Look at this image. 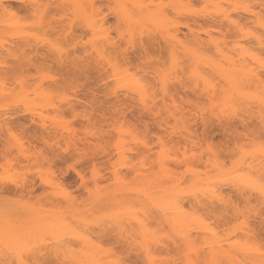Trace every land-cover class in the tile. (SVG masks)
Here are the masks:
<instances>
[{
	"label": "rangeland",
	"instance_id": "1",
	"mask_svg": "<svg viewBox=\"0 0 264 264\" xmlns=\"http://www.w3.org/2000/svg\"><path fill=\"white\" fill-rule=\"evenodd\" d=\"M112 1L113 0H111V1L110 0H96V1L93 0V2L97 5L98 8L100 7L101 4H103L105 6H107V5L116 6L117 5L116 1H115V3H114V1L113 2ZM145 1L146 0H144V1L140 0V2H139V0H137V2H139V3L142 2L141 4L145 5V7H148V9H149V7H151V8L154 7L155 4L152 7L151 6L152 3L150 4V2H149L150 0L149 1L147 0L149 5H147L148 3ZM231 1L233 2V0H231ZM231 1L228 3L227 0H225V1H223V0H206V1L205 0H154L153 3L156 2V6H155L156 8L158 5H161L163 7L162 9L160 8L161 11H159L160 10L159 9L160 6H159L157 13H155L154 10L153 11L149 10V14L151 13V15L148 14L145 16L144 14L143 15L141 14V17L142 16L149 17V16L155 15L153 17V19H155L157 17L158 20L160 21L159 16H161V15H158V16H156V15L159 14V12H162L164 9V11H165L164 14H167V16L163 17V18H165V20H166V18H168V16H169L168 19L176 22V26H178L179 29H178V27L173 26L174 24H171V26H169V24L165 22V24L167 25L166 26L163 23H161L162 26L164 25L168 29L164 28L165 30H163L162 29L163 27L159 28V26H161V25H159L158 29H160V30L158 31V34H160L159 36H162V37H159V36H157V32H155V29L157 28L156 25H155V29L152 28V26H149V25L147 26V27H151L152 30H154L152 32L156 33V35L153 33L156 37H154V35H152L153 40H155L154 42H152L153 44H151V42L149 41L151 44V48L149 51L153 57V66L151 68H144L143 70L140 67V64H141L140 58L141 57L137 54L138 51L140 50V47H141V46H139L141 44V41L139 42V45H138L139 47H137V48H139V50L137 48H136L137 49L136 50L134 48V46L136 47L137 34L139 36V32L141 31V30L140 31H138V30L140 27L141 28L143 27V25H141V24H145L148 20H145L146 21L145 22L144 20H142V18H139L141 26H139V28L137 29L134 26L139 25V23H138L139 21H137L136 23H132L131 20L127 19L129 21L128 23L131 22L132 24H135L133 26L135 29L131 28V25H132L131 23H130L131 25L129 24L130 25L129 27L134 31L135 30L138 31L137 34L135 33L136 31L135 32L133 31V33L136 34V35L135 34L133 35L134 36L133 38L124 34V36H125L124 38L130 37L129 40L130 39L133 40L136 37L135 42L129 41V40H127V41H129V42H127V41H125V39L123 37H122L123 39L120 38V35L123 34L124 32H126L127 29L129 28L125 25L126 24L125 22H127V21H122L123 26H122L121 31L119 33H116L114 31V25L117 22V13L116 12L118 9H120V7L108 8L107 11L110 13V15L106 17V23H105L106 32H103V33H106L108 36L111 35L112 36L111 42H114L115 45L121 44V43H123V45L126 43L131 44V48H130L131 51L129 50V54H128L130 59L127 58L126 59L127 61L124 62L123 56L115 57V55H113V58L115 57L116 59L117 58L118 59L116 60V59L112 58L113 59L112 63L115 64V66L118 63L119 65L118 64L117 65L120 67L121 66L123 67V65H124L125 69H129L130 70L129 72H131L133 74L132 76L138 75V77H139L138 79L141 78V80H139V81L143 82V83H141L142 86H144L143 84L146 83L147 86L150 88L149 91L147 92L148 95L146 93L147 98L150 95V97L148 98L149 99L148 103L152 102V104H153L152 106L156 110H157V108L155 106L158 107L157 103H159L158 112H156L154 110L155 111L154 114H151L153 111L151 109V107H152L151 105H148V107H150L149 109L152 110V111H150V113L148 110L147 111L146 110L145 111L140 110L141 106H139L140 102L138 100V97L134 95L135 96V98H134L133 95H130L132 93L129 94V91L126 88V85L129 84V82H128L125 84L127 94H125L126 91L122 88L123 90H121V92H120L119 99H118V101H116V103H118L120 105V107H122V108L125 107V105H126L127 106V112L126 113L121 112L117 115L114 111H112L109 108L108 98L105 96V92L111 91V89L108 88L107 85H111L112 88L116 89L117 84L114 85L116 83V81H115V79L112 78L113 74H114L115 78H117L116 76L119 75L118 76L119 80L118 79L117 80L120 81V80H124V79H120V78L122 76L127 75L126 72H128V71L124 70V71H126L125 72L126 74L121 75V74H123L122 72L124 69V68L122 69V67L120 68V69H122L121 74L119 73V71H120L119 68H118L119 69V71H118L116 69L110 70V66H109V69L104 68L105 65H104V67L103 66L99 67V61L98 62H97V60L95 61V59L99 58V56H98L99 54L95 55V52L94 53L92 52L93 48L91 46H88L86 48L87 50L85 49V47H83V41L88 39V35H87L88 29L86 27H84L79 22V20H77L78 22L76 21L77 18H75V15H73V13H76V12L72 9V7L73 8L75 7L72 5V0H0L1 5L6 6V11L4 14L1 15V20H0V154L4 158L6 157L9 160V166H5L6 169H13L16 172H19L21 170H26L27 174L30 177L26 182L27 183L26 185L28 186L27 188H25V186H23V184H24L23 181H21V186L19 188L17 186H14V184H11V183H7V184H5V186H1V187L5 188L4 191L6 192V193H2L3 191L0 192V228L2 229V230L1 229L0 230L2 231V234L4 231H7V230H8L7 233H9V234H11V231L14 233V231H13L14 229L16 231V228H14V229L12 228L13 230L11 228H9V227H11L10 224L8 227L6 224H5V226H3L4 221L7 222V220L9 222H11L12 225L15 224V227H16V225L22 226V225H26V224L27 225L31 224L33 221H34V224L32 223L33 225L32 224L31 225L34 227V225L37 224V227H38L39 225H41L40 224L41 220L39 221L40 218H45L47 221H51V223H52V221L54 223H56L57 221L59 222L60 220L62 221V219H64L65 222H61V223L65 224V225L67 224V226H70L72 228V236H71L72 240L69 241L68 238L70 236H68V235L64 236L63 235L64 233H61L60 236L63 235V237H61V239L58 238L56 246H57V248H59V251H61V252H63L64 249L68 253L70 252L69 256L72 259H70L69 256L66 257V255H65V258H69L70 260H72V262L69 261L72 264H81L82 261H83L82 263L87 264V262H88V264H91L95 260H96V262H99L100 264H147V263L149 264V259H148L149 258L148 257L149 252L144 250L143 246L145 245L144 242H148L150 239H148V241H146L145 239H147V238L144 239L145 235L142 234L144 237L142 236L143 238L142 237L140 238L141 233H140V235L138 233V235H139V237H138L134 233V231H131V233L128 231L127 233H130L129 235L126 233L129 236L128 237L125 234V231L119 230L122 233L124 232L123 236L125 234L128 237L127 238L125 236L123 238V236L122 237L119 236L120 232H118V230L111 225V223H110L111 221L108 222V220L106 221V219L105 220L103 219L106 212H108L110 210V209L108 210V208H106L104 206L105 205L104 203L106 201L109 203L108 200H110V202H113V201H111V199L112 200L115 199L114 197L111 198V196H109L108 193L111 194L113 189L115 191V187H118V189H119V187H121V184H120V186H118L119 184L116 183L117 179L120 177V180L123 181V182H121V181L120 182L124 183L126 185V187H124L125 185L124 186L122 185L124 188L121 192H123V191L125 192L124 189H127L128 186H131V188L128 187V191L129 190L134 191V194H135V191L140 188L137 186V185H140V183H138L139 181H137L138 179L139 180L142 179L140 182H142V184L146 185L145 181L147 178L151 179V177L153 178L156 176H161L159 173L161 171H164L162 169L165 167H163V165H161L162 169L160 172H158L159 168H160V166L158 168V165H159L158 160L160 159V157H159L160 141L163 140L164 147L167 150L171 151V158L173 159V161H171V160L169 161V159H167L168 161L165 160V162H171L170 163L171 168H169V166H166V168H168V170L169 169L172 170V172L175 174V179L176 178L180 179L179 182L182 183V185H183L182 187H180V191L185 190V189L189 188V185L187 187L186 185L188 183H186L185 185L183 183L186 182V178H187V182H189V184H190L192 182L191 181L192 178H194V176H192L194 174L193 172L196 173V171H192V172L190 171V174L193 173L191 175L192 178H190L189 174H187L188 176L186 174H183L184 171L186 172V170H187L186 169V167H188L187 164L190 163L189 162L190 160H187L189 163L186 161L187 162L186 165H185L186 162L184 164H182L184 153L187 154V157L186 156H184V157H186L188 159H190V158L194 159L193 155H196V157H198V159L197 160L194 159L195 161H192V162H197V161L200 162L199 159L201 157L203 159V156H205V157L210 156V158L212 157V155H208L209 154L208 148L211 147L212 151L210 153L212 154L213 152H215L217 154V156H215V157H214V155H216V154L213 155V158H214L213 160H215L216 157L218 158V160L221 159L223 161V163H222L223 165L221 164V162H222L221 160H220L221 161L220 164L222 166H225V163H226V165H227L224 167L223 171L226 170V168L228 167L229 170L231 169L229 172H232L233 171V165H232V168H230L232 161H234L236 159L240 160L236 156L237 152H239L238 151L239 148L237 149V147H240V145H241V147H243L244 150H246V148L252 143V141L258 142L257 139H258V136H260V135L257 136V134L255 136L254 130L259 131L261 129H258V128L262 127V126L259 122H257V124L259 123L258 124L259 127H256L258 125L255 126V123L253 125L252 119H254V118H251L252 123H250V124H252V125H249V127L244 128L243 126H241V124L238 125L239 121L237 118H236L237 119L236 120L235 117L233 119L236 120L237 126H235L234 124H231V122L233 123L235 121L231 120L232 118L231 119L229 118L230 114L227 117H224V118L222 117V122H223L222 124H224V125L231 124V125H233V127H235V128L232 127V129H230V126L226 125V127H222L224 125L221 126V123L218 124L219 123L218 121H221V117L216 116L218 119H220V120H217V118H215L218 123L216 122V120L214 118L213 119L211 118L212 119L211 120L209 118L210 115L208 116L206 114H207L208 110H211L209 107H210L212 100H211V102H209L210 99L209 100H208V98L203 99L202 96L201 97H200V95L198 96L197 93L194 94L195 91H193L194 92L193 93L192 90H189L191 88H193V90L197 89L195 87L194 83H192V81H191L192 78H190L191 80L189 79L191 81V83L188 81L190 83V86L188 87L189 89L188 88L185 89V86H186L185 83L187 82V81L185 82V80H186V78L190 77L186 74H188V72L192 71V69L190 67L195 69V67H193V66H190L188 68V66L191 64V62L187 66L184 65V62H182V59H184V57L187 55V52L189 49L187 51H186V49L183 51V53H186V54H183V53L180 54L181 57H183V55H185V56L183 58H181V62H177L178 60H180V57H179L180 55L178 53L182 52V50H181L182 46L185 45L184 47L186 48V45H187L184 42H183L184 43L183 45L181 43L179 44L178 39L180 37L186 38V36L188 38L193 37V36L190 37L191 31H193V32H191V35H193L195 33L194 35H199L198 37H200V38L196 37L195 39L191 38L194 40H200L202 37L204 42H205V39L208 40L209 35L211 36L212 41H215L216 38L217 39L223 38V43H221L222 40L216 39L217 41H220V42H218V44L221 43V46H220L221 48L223 47L222 44H224V42H225L224 39L225 40L228 39V41H229V39L231 40V39L237 37L238 41L241 40V42H240L241 45L245 44L243 46H241V45H239V46L248 49V52L250 50L249 48L253 45L252 48L253 49L255 48V50H256L255 53H257V54H255V56L253 55L254 54L253 52L255 51V50L253 51V49H251L252 53H253V54L252 53L251 54L255 58H257L256 55L258 56V54L261 52V50L262 49L264 50V43L260 39L261 37H262V39L264 38V36H263L264 35V31H263L264 25L263 24L261 25L262 26L261 28L263 29V30L261 29L263 32V33L262 32L261 33L263 35L259 33L260 35L258 34L259 35L258 36V35H256L257 34L256 33L255 35L253 34L254 38H252V37L248 38L249 33H247L248 35H244V36H243V34L241 35V33H239L240 28H238L236 25L239 24L240 20L246 22L245 17H247V16H245L243 18L242 15L245 14L243 11L248 10V8H250V7H252V11L254 9L253 12H256V10H257V12L259 11L258 12L259 16L261 13L264 14V8H263L264 4L261 5V2H260L261 0H259V1L258 0H252V1L245 0V2H244V0L243 1L239 0L241 2L237 1L238 3L244 2V3H247L246 4L247 6L249 4L252 5V6H249L247 9L246 8L244 9L240 5H238L241 8L239 10V9L232 7V6H235L234 4H236V2H235L236 0H234V2H235V3L233 2L234 4H232ZM263 1L264 0H262V2ZM80 2H82V0ZM181 2H182V5H180ZM216 2H221L223 5L225 2H227L228 3L227 6H229V4H230L232 9H235L238 11H241L242 9H244L243 11H241V13H238L237 11H235V13H234L233 12L234 10L232 12H227L228 15L230 13V15H229L230 17L232 15L231 18L234 17L235 19L234 18L233 19L238 22V23H235L236 25L233 24V26H230V23H229V25H227L228 24L227 21L224 20L225 25L224 24L223 25L225 27L223 25L219 26L220 25V23L218 22V21H220L219 19H217V20L215 19L216 21L214 22L213 18L215 16L217 17L218 15L219 16L217 18L221 17V20H222V16H220L222 11L221 12L219 11V8H217V7H219V5L217 6ZM83 3H81V5ZM85 3L84 4L87 7L85 5H83L82 8H84V6H85V8H88L91 12L92 10L90 7L92 5H89V7H88V4H90V3L94 4V3H92V1H90V3H88V2H86V0H85ZM210 3L212 5H210ZM129 4H128V6H129ZM226 4H225V6H226ZM178 5H180L179 9H184V11H185V8H190L192 11L190 12V11H188V9H187V11H188V13L190 12L191 14L189 13V14L185 15V13L182 12L183 10H180L181 11L180 14L181 13L182 14L177 15L176 12L178 13V11L176 10V8L178 9ZM190 5L193 7H189ZM241 5L243 6V4H241ZM246 5L244 7H247ZM10 6H12L11 7L12 9L9 8L10 9V11H9L8 7H10ZM23 6L26 7L24 10H18L19 7H23ZM164 6H173V7H164ZM220 6H221V4H220ZM238 6H235V7L238 8ZM253 6H255V7H253ZM183 7H185V8H183ZM214 7L217 10H215ZM224 7H221V9ZM130 8H131V5H130ZM227 8H229V9H227ZM231 8L226 7V9L230 10V11H231ZM212 10L213 11L215 10L217 12L219 11L220 14H217V15L213 16V18H211L210 14H212L211 13ZM84 11H85V9H84ZM84 11H81V12H84ZM223 11H226V10H223ZM249 11H251V10H249ZM81 12H80V14H81ZM118 12H119V10H118ZM206 12H208V13L206 14ZM236 13H237V16H238V14L240 16V14L244 13L241 15L243 19L240 17H237V19H236V17H235ZM205 14L206 15L209 14L208 16L213 21L210 18H208V16L203 17V15L205 16ZM194 15L196 17H194ZM252 15L255 17V14L252 13L249 18H251ZM259 16H257L256 19H254V17H253V19L257 21L256 23H258V27H260V24H259L258 19H257V18H259ZM69 18H71V19H69ZM120 18H121L120 20H123L122 17H120ZM134 18H138V16H136ZM134 18H133V20H135ZM163 18H162V21L164 20ZM149 19H150V17H149ZM223 19H224V17H223ZM253 19L252 20L248 19V21L251 20V23H252V24L250 23L251 26L253 25V27H255L256 23H254ZM260 20H264V18H262ZM73 21H75V23H73ZM142 21H144V22H142ZM152 21H154V20H152V18H151V22ZM171 21H168V22L170 23ZM222 21H220V22L223 23ZM236 21H234V22H236ZM148 22H150V20ZM216 22H218L219 24L218 23L216 24ZM262 23H264V22H262ZM242 24L243 25L239 24V27L241 26V28H242V26H244L243 27L244 29L247 28L248 30L246 32H250V36H251L252 33H251V28H249V26H250L249 22L246 23L245 25H244V23H242ZM247 24H249V25H247ZM226 25L229 26L230 29L226 28L227 27ZM234 26H236V29ZM147 27L145 26L144 29H146ZM231 27H233V29H235V30H238L237 34H239V36H237L236 33H235V35L232 34L233 32H236V31L235 30L232 31L233 29L231 30ZM253 27H252V29H253ZM258 27L256 28L255 32L258 31L257 30V29H259ZM69 28L71 29V31L70 32L66 31V29H69ZM130 28L128 29L129 34L132 32V30H130ZM169 28H172L173 30L178 29V30L182 31V33L179 31H178V33L176 31H174V33L176 32L175 34H177V36L180 35L179 38L175 42H176V44H178L181 47L180 49H178V50H181L180 52L178 50L174 51V52L178 51V53H176L177 55L172 50V52L174 53L173 56L179 57L178 60L175 59L174 63H178V64H176V66L173 63H171V62H173L172 59L175 57L172 56V54H171L172 52L170 53L171 50H168V47L166 45V44H170V43L165 44V42H163V41H166L163 38V36L166 33L170 32L168 30H171ZM189 28H191L192 30ZM107 29H113V31H107ZM144 29L142 28V30H144ZM173 30H172V32H170L171 33L170 35H174V34H172ZM188 30H190V32H188ZM229 30H231L232 33L228 32ZM146 31H147V29H146ZM146 31L144 30L142 32H146ZM150 31H151V29H150ZM253 31H254V29H253ZM241 32H243V31H241ZM103 33H102V36L107 37V35L104 36ZM133 33H131L130 35L132 36ZM183 33L184 34L186 33V35L184 36ZM244 34H246V33H244ZM144 35H145V33H144ZM149 36L151 39L152 36L149 35L148 33L146 34L145 37L149 38ZM60 37H65L66 39H71L74 43L76 41H80L81 47H79V49H76V48L72 49L74 56L70 57V56H68L67 52H65L64 53L65 59H63V60L60 59V53L55 51L50 44L51 41H55ZM139 37L141 40V32H140ZM157 37L163 38L164 40L161 39V41H160V39H158ZM239 37H240V40H239ZM255 37L257 38V41H254V43H252L253 40H256ZM99 38H97L98 41H99ZM142 38H143V36H142ZM156 38L159 41L158 45H157V43H155V42H158L156 40ZM188 38L185 40H188ZM237 38H235V40ZM104 39H106V38H104ZM249 39H253V40L249 41ZM101 40L104 41L102 38H101ZM123 40L126 43H124ZM142 40H144L145 43L148 42V40L146 38H143ZM203 40H201V41L203 42ZM233 40L229 41V45H228V41H226L227 43L225 42L226 46H224V47H227V49H228V46H231L230 43L234 44L233 42H235V40L234 41ZM100 41H99V44H97V47L101 44ZM104 42H108V40L104 41ZM104 42L102 43V46L106 45V43L104 44ZM175 42H171L172 47H174ZM186 42L189 43L187 47H189V48L191 47L193 49L192 51L196 50V51L200 52L201 51L200 49H202L201 46H204V45L199 46L198 47L199 50H197L198 49V48L196 49L197 45L194 46L195 44L194 45L192 44L193 47H195V49H194L192 47V45L190 46L189 41H186ZM209 42L206 41V43L210 44ZM248 42H250L251 46L247 45ZM255 42L257 43L258 47L261 48V50H258V49H256V47H254ZM96 43H98V42H96ZM109 43H110V41H109ZM132 43H133V45H132ZM134 43H135V45H134ZM212 43L209 46L206 45L207 48L208 47L214 48L212 50L210 49L211 51L204 49L205 47H203V49L201 51V56L203 55V57L201 58V61H199L200 63H202V61H204L203 59L206 60V58L211 54V53L210 54H207V53L202 54V52H205L203 50H207L209 52H214L215 46L214 45L212 46ZM235 43L239 44V42H237V41ZM150 44L148 46V49L150 47ZM112 45L114 47L113 43L111 44V47H112ZM129 45L126 44V47H128ZM152 45H155V47H153ZM178 45H176V47H178ZM143 46L146 47L145 45H143ZM239 46H237V47L240 50ZM97 47H96V49L99 50V48H97ZM111 47L107 46L105 50L107 51L109 48H110L109 50L115 49V48L112 49ZM233 47L231 48L232 52L234 49L238 50L237 47H235V48H233ZM89 48L91 51H89ZM134 49L136 50V54L134 52L135 51ZM141 49H142V47H141ZM222 49H226V48H222ZM231 49L229 47L230 51L224 50V52H230L232 55ZM216 50H218V49L216 48ZM219 50H221V49H219ZM237 50H234V52ZM239 50H238V52L240 53ZM140 51H139V54H140ZM189 51H191V50H189ZM243 51L245 52V50H243ZM258 51H260V52H258ZM215 52H218V51H215ZM241 53H242V51H241ZM204 54H207V56H205V58H204ZM224 54L230 55L229 53H224ZM251 54L249 53V56ZM263 54L264 53L261 54L260 58L263 57V59H264ZM212 55H210V56H212ZM216 55H217V53H216ZM244 55L247 57L246 53ZM85 56L86 57L88 56L90 58L92 57L93 60L88 59L89 62L93 61V62L97 63L98 67L95 63H90L89 65L85 64V62L87 61L86 60L87 58H85ZM171 56L173 57L172 59H170ZM210 56L208 58H211ZM233 56H235V55H233ZM77 57H78V60L80 59L79 62H77L78 61ZM212 57L213 58H211L210 60L214 59V55ZM220 57H221V55L219 56V59H220ZM189 58H191L190 55H189ZM208 58H207V60L210 61ZM215 58H216V56H215ZM251 58H252V56H251ZM255 58H253V60ZM100 59H101V56L98 60H100ZM170 60H171V62H170ZM184 60L186 61V58ZM191 60H194V58L193 59L191 58ZM253 60H252V62H253ZM89 62L87 61V63H89ZM101 62L104 64L105 60L103 62V60L101 59L100 65H101ZM252 62H251V65L254 64ZM257 62H255V63H257ZM186 63L188 64V62H186ZM72 64H75L77 67L79 66L80 68H83L84 64H85L84 67H86L87 65L88 66L85 69H83L84 71L86 70V72H84L82 70V73L80 72L81 69L79 68L80 71H78V73L79 72L80 73L76 75V76H78V78L75 79L76 76L74 77L75 72L73 71V68L75 69L76 67L72 68ZM106 64H108V62H106ZM170 64H171V66H172V64H173V66H175V70H177L176 67L178 68V66L182 65V64L186 67V68H184V66H182V67L179 66L181 71H183L182 69L185 70L186 74H184V75L187 76V77L185 76V79L182 80V82L185 85V86H183L184 89H182L183 88L181 85L182 82H178V81L176 82V79H178L177 77H179V76H175L176 71L173 69L174 67H170ZM259 64L260 63H258L257 65L260 67ZM75 65H73V66H75ZM108 65H106V67H108ZM255 65L256 64H254L253 66L257 70V68H259V67H257V65L255 66ZM101 67H103L104 70ZM111 68H112V66H111ZM114 68H116V67H114ZM187 68L190 69V71ZM261 68H262V66H261ZM194 69H193V71H194ZM166 70H168L169 73H173V72H170V70L175 71L174 75L172 76V79L175 77L173 79V80H175L174 83L176 85H177V83L178 84L181 83L180 84L181 86L178 85L179 87H177L174 84L176 86V87H174L173 82H172L173 80L172 79L170 80V76L172 74L165 73ZM180 70H177V72L179 71L178 75L180 74V77H181L180 79H182L184 71L181 74ZM113 71H115V73H119V74H117L115 76V73H113ZM156 71L157 72L159 71V72L157 73ZM257 71H259V70H257ZM260 71L263 72L264 67H263V70H260ZM155 72L157 73L158 76L155 74ZM160 72H163V73H161L162 75L165 73L169 76L167 78V80H170V83H171L170 86L173 85L174 88H178L177 94H173L176 92V91H174L175 90L174 88H173V93L171 92L173 96L175 95L174 99L176 100V103H177V104H175V102H173L175 104V105L173 104V106L176 107V105H179V107L180 106L182 107L181 110L184 108V110H182L184 112L183 114L178 113V111L180 110L179 107H178L179 108L178 111L176 109H174L177 111L175 113H178L175 116H173V114H172L174 112L173 106H172L173 108L171 110L173 112H170L168 110L170 112L169 113L167 111V109L165 110V108L168 107V101H166V103H167L166 105H164L165 103L163 104V106L160 105V101L162 104V100H163L165 95H166L165 100H167V99L169 100V98H170V96H168L169 98H167L168 94H164V96H162V99L160 98L162 93L160 92L161 89H159V88H161V84H163V79H161L159 77L163 78V76L165 75V74L163 76L159 75ZM76 73H77V70H76ZM131 73H129L128 76H131L130 75ZM263 74H264V72L262 73V76H264ZM110 75H111V77H110ZM189 75H190V73H189ZM128 76H127V78H128ZM156 76H157V78H156ZM166 76L164 78H166ZM191 76H192V73H191ZM122 78H124V77H122ZM131 79L132 78H130V80ZM143 80H145V81H143ZM114 81H115V83H114ZM125 81L126 82L129 81V79H127ZM159 81H161V83ZM218 81L219 80H217V82ZM106 82H107V85H106ZM157 82H158V85L160 83V87H158ZM213 82L216 83V80L215 81L213 80ZM131 83L129 84L130 86L133 84V83L132 84ZM189 83H187V84H189ZM146 84L144 86L145 88H147ZM169 84L167 83V86H169ZM216 84H217L216 87L218 85H220L218 83H216ZM122 85L124 87V84H121V86ZM121 86H118L117 88L121 89ZM191 86H193V87H191ZM263 86H261V87H263ZM180 87H181V89H180ZM194 88H196V89H194ZM168 89H172V88L168 87ZM158 90H160V91H158ZM122 91H123V93H122ZM124 91H125V93H124ZM169 91L170 90H168V92ZM196 91L198 92L199 90H196ZM262 91L264 92V89ZM118 93H119V91H118ZM158 93H160V94H158ZM219 93L221 94L222 92H218V94ZM128 94L130 96H126ZM198 94H200V92ZM201 95H202V93H201ZM158 96H159V98H158ZM220 97H222V95H220ZM220 97L219 98L217 97L218 100H216V102L218 101L219 104H215V107H214L215 110L213 109V106L211 104L213 113H215V114L220 113L223 109L226 110V108L222 109V107L219 106L221 103V101H219ZM150 98H151V101H150ZM170 99H173V97ZM147 100H146V102H147ZM165 100L163 102H165ZM93 101H96V103L93 104L92 103ZM100 101H104V104L101 105L99 103ZM136 101H138V102L136 103ZM169 101H170V103H172V100H169ZM212 103L214 105L215 101ZM170 105H172V104H170ZM217 105L220 108L217 107ZM70 106L74 107L75 110ZM169 107H171V106H169ZM200 107L201 108L205 107L206 109L205 108H203V109L207 110L206 113H202L201 111H203V110L199 109ZM216 107L219 108V110H220L218 113H216L218 110ZM69 108H71V109H69ZM93 108L95 109V111H93ZM224 110L222 111V113L223 112L225 113L227 111V110L226 111H224ZM86 111H87L88 117L91 118V125L89 123V120L84 119V115H85ZM105 111H107L109 113L111 118L110 119H104L102 124L99 125V127L103 128V133H97L95 136L91 135L90 133L94 130V128L92 126L96 125L97 120L102 119L103 112H105ZM228 111H229V109H228ZM179 112H181V111H179ZM203 112H205V111H203ZM230 112H231V109H230ZM168 113L170 115H168ZM211 113L212 112H210V114ZM222 113H220L219 115L220 116H224V115L226 116V113L223 115H222ZM171 114H172V116H171ZM179 114L184 115L183 117H185V118H183L182 115L180 116ZM231 114H232V112H231ZM207 116H208V119H207ZM233 116L234 115L232 114V117ZM114 117H116L115 118L116 120L114 119ZM179 117L182 119H186L185 123H182V121H180ZM176 118H177V120H176ZM225 118H228V120L230 119L229 121H231V122L230 123L225 122V120H223ZM201 120H204V122L205 121L211 122L210 126L208 124L209 122H207V124L205 122L206 125L204 124L205 125L204 126L203 123H201L202 122ZM255 120H257V118H255ZM5 121H8L10 123L23 121L28 125L32 121H34L36 124V126L34 127V131H36L37 133H41V132H42V134L44 133L43 135H44V137L45 136L47 137L49 144L47 146H45V145L43 146V144H40L38 142L36 143V141H35V142H33V144L34 145L36 144L38 146V147H36L37 148V150H36V149L30 148L29 145L22 140L17 142V140H15L14 138H10V136H8L6 134L5 128H2L1 124L3 125ZM69 124L71 125V127L67 126ZM43 126L44 127L46 126L45 128L47 130L45 132L43 131ZM262 128L264 129V127H262ZM173 131H174V133H173ZM252 131H253V133H252ZM261 132H262V130H261ZM261 132L259 131L258 134H262ZM137 133H141V134L145 135L147 137V139L152 141V143L148 146V148H145L143 146V144H141V145H135L134 144L133 137ZM263 135H264V131H263ZM253 136L257 137L256 140L252 139V138H254ZM65 137H68L69 139L65 140L63 147H61L60 142ZM82 137L84 138L83 141L81 140ZM160 138H161V140L159 141ZM259 139H261V138H259ZM188 140H190V141H188ZM69 141H71V142H69ZM255 142L252 144L253 145L254 144L260 145L264 141L258 142L257 144ZM118 144H119V149H117ZM242 144H243V146H242ZM253 145L249 146L250 147L249 153H248V151H246V154H251L255 151V150H253L254 149L252 147ZM241 147H240V149H241ZM251 147H252V149H251ZM254 147L256 148V146H254ZM89 148H92V149L103 148V150H99L95 153V159L93 161V164L95 165V168H96V175H95V178L90 182V185L85 186L83 184L77 183L78 177L75 175L74 172H71L68 170V163L71 162V156L78 155L79 153H82V152H86V151H88ZM127 148H131V150L128 151ZM65 149H68L67 153H65ZM54 150L59 152L61 157H67V160L63 159V158L56 159V160H50L49 154L52 153ZM244 150L242 151V149H241L240 151L245 153ZM250 151H251V153H250ZM243 153H241V156L243 155ZM218 156H220V157H218ZM153 157H155V160L153 159ZM205 157H204L203 161L205 160ZM174 159H176L179 163L177 161L174 162ZM208 159H206L207 160L206 163L208 162ZM46 160H48L49 163ZM211 160L209 159V161H211ZM160 162L162 164L163 161L161 160ZM213 162L215 163L216 161H213ZM193 164L197 165V163H193ZM193 164L190 163L189 164L190 167H191V165L193 166ZM204 164H205V162H203L202 165L198 164L199 165L198 167L196 165H194V167H191V168H195V166H196L197 169H195V170H199V172L202 171L201 173L203 174L207 170V164H205L206 169L203 166ZM208 164H209L208 167H210L211 166L210 163H208ZM44 165H46V166H44ZM218 166H219V163H218ZM222 166H221V168H222ZM166 168H165V170H166ZM191 168H190V170H192ZM212 168L213 167H211L210 170ZM228 168H227V170H228ZM61 169H63L64 173H66V174L61 175ZM188 169H189V167H188ZM204 169H205V171L203 172ZM215 169H213L211 171H214ZM168 170L166 171L167 173L165 171H164V173H166L167 175L168 174L171 175V173H170L171 171L170 170L168 171ZM210 170H209V173H210ZM227 170H226V172L224 171L225 172L224 174H227V172H228ZM85 171L87 172L88 176L92 175L91 168L88 165H85ZM187 171H189V170H187ZM221 171H222V169H221ZM199 172L196 174H200ZM214 172L216 174L218 171L215 170ZM41 173H43V176L45 178L48 177L49 175H51V177H52L51 182L42 183L41 182ZM164 173H161V174H164ZM213 173L211 172V175ZM0 174H4V170H2L1 168H0ZM154 174L156 176H153ZM157 174H159V175H157ZM208 174H206V175L203 174V175H200L201 177L200 176L199 177L202 179L205 176L207 177ZM183 175H185V176H183ZM211 175L209 174L210 177H211ZM137 176L144 177L145 180L143 178H141V179L137 178ZM163 176H166V175H163ZM163 176H161V177L163 178ZM182 176L184 179H181ZM231 176L232 175H229L227 178H229ZM195 177H197V175ZM169 178L170 177L168 176V179ZM207 178H209V177H207ZM156 179H158V177H156ZM159 179H161V178H159ZM171 179L173 181V179H174L173 175L171 176ZM221 179L225 180L226 178L221 177ZM143 180H144V183H143ZM153 180L155 182L154 178H153ZM176 180H174V182ZM151 181L152 180H150V181L148 180L146 182H148L147 184H149ZM166 182H167V184H171V182L169 183V181H166ZM174 182H172V184L178 183V180H177V182H175V183ZM0 183H2V181H0ZM116 184H117V186H116ZM135 184H137V185H135ZM142 184H141V188H142ZM184 187H185V189H184ZM121 188H120V190H121ZM132 188L135 190H133ZM181 188H183V189H181ZM228 189L225 188L223 191L225 192ZM116 191H118V190L116 189ZM124 192H123V194H124ZM186 192H188V191H186ZM232 192H233V194L235 193L234 191L231 190V193ZM68 193H70L71 195L69 196ZM112 193L115 196L118 195L117 198L121 194L120 192H119L120 194H117V195L115 193H118V192H115V193L112 192ZM129 193H130V191H129ZM129 193L128 192L125 193V195L127 194L126 195L127 197L125 195H121V196H124L126 198L125 200L127 201L128 197H130L132 194V193L131 194H129ZM226 193L227 192H225V194H224L225 198L231 199V197H232L233 200H231V202L233 201V203L234 202L235 203L234 204L232 203L231 205H234L235 207H238V206L241 207V205L246 204L243 202L244 199L246 197L247 198L250 197V196L249 197L244 196L245 198L242 197V198H244V199H242L243 200L242 201L241 197L239 196L240 197L239 198L240 202H239L238 199H236V196L238 194L234 198L233 194L229 193V190H228L227 194L228 195L231 194V195L228 196ZM106 194H108L107 197L109 196L108 200H105L104 203H102L103 201H101V200L104 197L103 195H106ZM128 195H130V196H128ZM251 195H252L251 196L252 198L251 197L249 199L246 198L247 202L248 201L250 202L251 200L253 201V200L258 199L255 194H254L255 197L253 194H251ZM124 197H119L118 200L121 198L123 199ZM104 198H106V197H104ZM255 198H257V199H255ZM131 199H132V197H131ZM131 199H130V201H132ZM133 199H136V198H134V196H133ZM190 199H192V198L190 197ZM235 199L237 201H235ZM122 201H124V199ZM190 201L191 200H189V198L187 197L185 200L186 210L190 214H192V215L194 214L193 217H197V216H200L202 214H206L207 211H205V210L203 211L202 209L197 208L196 211H193V209H190L191 208L190 207ZM241 201L244 204L239 205V203H241ZM107 202H106V204H107ZM258 202L259 201H256V202L254 201V203H256V205L254 207H252L253 202L249 205H252L251 208L253 209L257 206ZM236 204H238V206H236ZM100 205H102V207ZM114 205L115 204L113 202L112 206H114ZM125 205L128 206L129 204H124L123 206H125ZM131 205H132L131 209H134L133 204H131ZM261 205L262 204H260V205L258 204L260 209L263 208V207H260ZM127 206H125V207H127ZM135 206L136 205H134V207ZM244 206H246V205H244ZM247 206H246V210H251V208L247 209ZM258 206L256 208H258ZM103 207H105V208H103ZM114 207H112V208L110 207V208L113 209ZM117 207H115V208L117 209ZM136 207L140 209V207L138 205ZM136 207H135L134 211L139 210ZM217 208L219 209V211L218 210L215 211V212L218 211L217 216H216V214H212L213 217L211 215L210 220L208 221V224L211 225V228L213 227L212 229H214L216 231V234H219L220 239L222 241H220V243H217L213 248L208 247V249L212 248V250H214V252L216 251L215 253H217V251L220 248L219 244L220 245L224 244L226 246V248H228L226 245L227 243L235 245L236 241H239V240L242 241L241 238H243V237L240 236V233H242V235L245 233V235H243L245 238L246 232L245 231H242V232L239 231V233H238L239 235L238 234L236 235V233L238 232V231H236V228H237V226H239L240 227V228L238 227L239 230L241 229L242 225L240 226V224L244 223V222H242V221H244V219L238 220V217L241 214L245 216L247 212H251L250 214L247 213L248 215L246 217L243 216L244 218H246L245 225L247 223V226H246V228L244 225L242 227V230L244 228V230L247 229L248 232H250L249 233L250 237L248 235L247 236L250 239H252L251 240L252 242H250L249 238L246 237L247 239L246 238L243 239L244 241H242V244L246 240H249L248 242H250V244L248 246H249V248L251 247L250 248L251 252L248 250L243 251L242 250L243 248L241 249V247H235L234 248V245L232 248H228L229 249L228 251L229 252L231 251V253H232V251H236L237 253L240 251V253H242L244 256L249 257L250 253L257 254V252H252V251L257 249V251H259V253H260V255H258V257L261 258V261L263 263L264 262V230H262L263 226H261V224H260V221H261L260 217L262 215H259V214L264 210L261 209V212L259 211L260 212L259 214L255 213L256 210H255V212L245 211L246 213L243 214V213H239L238 212L239 210L236 211V209L232 206L231 209L233 208L236 211L235 215H233L232 214L234 211L233 209H232L233 211L231 210V212L226 213V212H228V210L226 212L222 211V210L227 209V207L217 206ZM243 208H244L243 209V211H244L245 207H243ZM147 209L149 210L150 208H147ZM228 209L230 211L229 207H228ZM237 209L242 210L241 208H237ZM118 210L119 209H117V211ZM220 210L226 216H227V214H229V215L232 214V218L228 215L231 218V220L228 216H227L228 218L226 219L224 214H221L224 217L221 216L220 213H222V212ZM144 211H145V209H144ZM253 211H254V209H253ZM154 212H155V210H153V213ZM148 213H149V211H148ZM218 213L223 218L220 217L221 219H219V220L217 218H214V215L216 217L219 216ZM237 213H239L238 214L239 216L237 215ZM155 215H156L157 219L151 220L152 222L150 225V227H151L150 231L152 233L150 234V232H149V234H150L149 237H151L153 232H154L153 235L156 236L155 233L157 232L159 235V236L157 235L159 242L160 243L165 242L166 245L170 243L168 241L169 239L173 240L175 238L174 239L175 241L174 240L173 241L170 240V241H172L174 243L175 242L178 243V245L175 244V246L179 247V248H176L174 246V243H173V245L172 244L171 245L174 246L175 248H173V249L170 248V247H172L171 245H170V247L167 248V246H168L167 245L165 248L166 250H164V247H161L162 250H159V249H161L159 247L161 245H163V243L161 245H159L158 247H154L153 244H155V246L159 244V242H158V244H156L157 243V241H156L157 237H154V239L156 238L155 239L156 242L150 244V245H152L150 247V250H151L150 253H152L155 248H158L159 251L156 254H152L153 255V258H152L153 261L155 262V264H184V262L188 258L189 254H187V250H186L185 246L183 244H181L182 241H180V242L177 241L176 238H178L177 237L178 234L176 235V233H174L171 230L172 229L171 227L170 228L168 227L167 231H166L165 227L167 225L165 224V227H164V223L162 222V220L159 217H157L158 214L156 213ZM258 215H259V217H258ZM233 216H235V217H233ZM236 216H238V217L236 218ZM108 217L109 216H107V218ZM240 217H242V216H240ZM3 218H4V220H3ZM37 218H39V219H37ZM86 218H88V219L86 220ZM262 218L264 219V216ZM45 219H43V220H45ZM228 219L232 223H230ZM234 219L236 220V222H237V220L240 221V222H237V224L238 223H240V224L239 225H237V224L233 225V222L235 224V221H233ZM1 220H3V223ZM110 220H111V218H110ZM160 220H161L162 224L160 223ZM28 222H30V223H28ZM35 222H37V223H35ZM98 222H107L108 224L106 223V224L101 225ZM223 222L230 224V225L227 226V224L225 225V223H223ZM38 223H39V225H38ZM59 223H56V224H59ZM42 224H44V223H42ZM222 224H224V225H222ZM27 225H26L25 229H27ZM45 225H47V224H45ZM54 225L55 224H53V226ZM59 225H55L54 226L55 228L53 227V229H56V226H58V227L61 226V225L60 226ZM86 226L89 230L85 229ZM226 226H227V228H226ZM29 227L34 229L33 231H31L32 232L31 234H33L34 231L39 230V229H37V227H36L37 230H35V228H33L31 226H29ZM29 227H28V229H29ZM58 227H57V229H60ZM61 227L63 228V226H61ZM248 227H249V229H248ZM22 228L24 229V226ZM46 228H48V227H46ZM17 229L19 230V228H17ZM28 229H27V231H29ZM64 229H65V227H64ZM162 229H164L163 231H166L165 233L168 234V236L171 235V234L169 235L170 232L168 230H171L172 231L171 233H172V235L174 234V236H170L171 237L170 238L165 234L166 236H164L165 237L164 238L165 240H164L163 236H162L163 234L160 235V232H159ZM41 230H43V229H41ZM44 230H45V228H44ZM56 230L55 231L53 230V231L56 232V235L58 236L59 233L57 234L58 230L57 231ZM74 230L77 232L78 235H80L82 237V239L79 238L81 240H78L76 237H74V233H73ZM86 230H88V231H86ZM115 230H117V231H115ZM223 230H226V231H223ZM1 231H0V236L2 235ZM22 231H24V230H22ZM22 231L20 230V231H17L16 233L24 234V233H22ZM69 231H70V229H69ZM63 232H65V231H63ZM132 232L134 233L133 236L135 235V236H137V238L134 236V239H133ZM167 232H169V233H167ZM193 232H196V231H193ZM193 232L191 234H193ZM13 233H12V235H13ZM34 233H36V232H34ZM38 233H41V231ZM117 233H119V234H117ZM196 233L191 235V236H193L192 238H194V236H197V238L195 237L193 239L197 242V241H200L201 239L198 240L199 237H198V234H196ZM4 234H5V232H4ZM9 234H6V235L9 236ZM18 234H14V235H18ZM28 234H30V233L26 234V232H25L24 235L27 236ZM66 234H67V232H65V235ZM146 234H148V233H146ZM234 234H235V236H237V238H238V236L240 237V238H238L239 240L234 237ZM148 235L146 237H148ZM60 236H58V237H60ZM130 236H132V238H130ZM216 237H218V236H216ZM1 238H2V236H1ZM52 238L54 240V236H52ZM167 238H169V239H167ZM6 239H8V238L6 237L3 240H6ZM220 239H218V240H220ZM64 240H66V241L64 242ZM68 241H69V243H68ZM241 241H240V243H241ZM4 242H6V241H4ZM150 242H153V241L150 240ZM65 243L70 244V245L67 246V245H65ZM246 244H248V243H246ZM202 245H203V241H202ZM163 246H165V245H163ZM196 246L200 252V255H197L196 259L201 261V264H211L212 262L208 259V257L206 256V253H205L206 251H204V249H203L205 246L203 245L204 247H201L199 242H197ZM223 246H222V248H223ZM235 246H239V244L235 245ZM2 247L3 246L1 245V248ZM242 247H243V245H242ZM252 247L254 250L252 249ZM142 248L144 251H146V252H144L145 254L143 253V250H141ZM145 248L147 249L148 247L145 246ZM169 248H170V250H169ZM245 248L246 247L244 246V249ZM202 249L204 252H202ZM208 249H207V251H208L207 254L209 253ZM246 249H248V248H246ZM212 250L210 249V251H212ZM224 250L227 251V249H224ZM236 252L234 253L235 256L237 254ZM56 253H57V251L47 252L43 257H41V259H44L46 261H54L55 264H62V262H64V260L62 259L63 257L59 256L60 253L59 254H56ZM153 253H155V252H153ZM203 253H205V255ZM215 253H213L212 256L210 255L212 257V259L214 257H216L214 255ZM62 254L64 255V252ZM232 255L229 254V256H232ZM87 257L90 259L93 258V260H92L93 262L89 261V259ZM223 257H225V256H223ZM220 258H222V257H220ZM244 258L247 259V257H244ZM244 258L242 256H240L239 253H238V257H236L237 261L240 260L239 262H241V264H250V261H248L249 259L245 260ZM219 259H218V261H219ZM225 259H227V258H225ZM234 259H235V257H234ZM234 259L228 258V262H230V264H233L232 261H234ZM147 260H148V262H147ZM216 260H217V258H216ZM213 261H215V259H213ZM222 262H223V264H229L228 262H225L224 260ZM222 262L219 261L218 263L220 264ZM239 262H238V264H240ZM151 264H152V262H151ZM235 264H237V263H235Z\"/></svg>",
	"mask_w": 264,
	"mask_h": 264
},
{
	"label": "bare ground",
	"instance_id": "2",
	"mask_svg": "<svg viewBox=\"0 0 264 264\" xmlns=\"http://www.w3.org/2000/svg\"><path fill=\"white\" fill-rule=\"evenodd\" d=\"M81 0H72V5L73 6H75L74 8L72 7V9L76 12V13H73V15H75V18H77L76 16H77V14H80V12L81 11H84V9H85V0H82V2H80ZM90 1H92V3H94L93 2V0H90ZM90 1L89 0H86V2H88V3H90ZM94 1H96V0H94ZM111 1V0H110ZM114 1V3H115V1H116V6H120V5H124V6H127L126 8H120V9H118L119 10V12H120V17H122L123 18V20H121V21H127V22H125L126 24V26L127 27H129L132 23H136L137 21H139V18H142V20H150V22H146L145 24H141V25H143V29H144V27L146 26H152V28H154L155 29V25L157 26V28L155 29V32H157V36H159L160 34H158V31L160 30V29H158V26L159 25H161V26H159V28L160 27H163L162 29L163 30H165L164 28H166L164 25H166L165 24V22L166 23H168L169 24V26H171V24H174L173 26H176V22H174L173 20V22L170 20V19H168L169 18V16H168V18H166V20H165V18H163V17H166L167 16V14H164L163 16L161 15V16H159V19H160V21L158 20V18L156 19H153V17L155 16H149L150 17V19H149V17H145L146 15H148L149 14V10L151 11H155V13H157V11H158V7H159V9L161 8H163L161 5H158L157 6V8L155 7L156 6V2L155 3H153V1L154 0H148L149 2H150V4H151V6L153 7V5H154V7L153 8H151V7H149V9H148V7H145V5H142L141 3H139L140 2V0H139V2H137V0H113ZM112 1V2H113ZM141 1H144V0H141ZM148 1L146 0L145 2H147L148 3ZM152 1V2H151ZM206 1V0H205ZM223 1H225V0H223ZM229 0H227V2H228ZM231 1V0H230ZM229 1V2H230ZM241 2V1H239V0H236L235 2H236V4H234L235 2H234V0H233V2H232V4H234L235 6H238V5H240L242 8H248L249 6H252V5H250L249 3V5L247 6L246 4L247 3H244L245 2V0H244V2H242V3H238V2ZM243 1V0H242ZM250 1H252V0H250ZM259 1V0H258ZM85 4H84V3ZM227 2H223L224 3V5L221 3V2H216V4H217V6L219 5V7H217V8H219V11L221 12V14H220V12L218 11H215V10H217L215 7H214V11L212 12L211 11V13L212 14H210L211 16V18H213V16H215V15H217V14H220V16H222V20H221V17L220 18H217L216 16V18L214 17L213 19H214V22L217 20V19H219L220 21H222L223 23H221L220 21H218L219 23H220V25L219 26H221V25H225V21H227V25H229V23H230V26H233V24H235V23H238L236 20H234L233 18H231L232 17V15H231V17L229 16L230 15V13H229V15H228V13L227 12H232L233 10V12L235 13V11H237L238 13H241V11H243L244 9H242L241 11H238V10H235V9H232L231 8V5L229 4V6H227L228 5V3ZM261 2V5L262 4H264V1L262 2V0L260 1ZM81 3H83L82 5H81ZM87 3V4H88ZM130 3V4H129ZM146 3V4H147ZM219 3V4H218ZM227 3V4H226ZM95 4V3H94ZM128 4H129V6H128ZM220 4H221V6H220ZM225 4H226V6H225ZM241 4H243V6L241 5ZM247 6V7H244L245 5ZM83 5H85L84 6V8H82V6ZM89 5H93V4H88V7H89ZM130 5H131V8H130ZM147 5H149V3L147 4ZM180 5H182V2L180 3ZM180 5H178V9H179V6ZM210 5H212L211 3H210ZM79 6V7H78ZM225 6V7H224ZM235 6H232V7H234V8H236V9H241L239 6H238V8L237 7H235ZM12 6H10V7H8V9L9 8H11ZM78 7V8H77ZM87 7V6H86ZM221 7H224V8H222L221 9ZM226 7H230L231 8V11L230 10H227V9H229V8H227L226 9ZM253 7H255V6H253ZM26 7L25 6H23V7H19V9L18 10H24ZM77 10H76V9ZM91 8V10H92V7H90ZM115 8H118V7H115ZM156 8V9H155ZM181 8V7H180ZM183 8H185V7H183ZM262 8V7H261ZM263 8H264V5H263ZM12 9V8H11ZM161 9L159 10V11H161ZM177 8H176V10L178 11V13L176 12V14L177 15H179L180 14V10H183L182 12H184L185 13V15L186 14H189L192 10L190 9V8H185V11H184V9H179L178 10ZM187 9H188V11H190L189 13H188V11H187ZM190 9V10H189ZM86 10L87 11H89L90 12V10L88 9V8H86ZM118 10H117V12H118ZM223 10H226V11H223ZM249 10H251V11H249ZM5 11H6V6H4V5H1V3H0V20H1V15L2 14H4L5 13ZM9 11H10V9H9ZM79 13H78V12ZM253 11H254V9H253ZM252 11V7H250V8H248V10H244L243 12L246 14H244V13H242V14H244V15H242V14H240V16H239V14H238V16H237V13H236V19H237V17H240V18H242V16H243V18L245 17V16H247V17H245V20H246V22L245 21H241L240 20V22H239V24H241V25H243L242 23H244V25L246 24V23H248L249 22V24L251 23V20L253 19V15L251 16V18H249L250 17V15L253 13V14H255V17H254V19H256V17L257 16H259V11L257 12V10H256V12L258 13H256V12H253ZM116 12V13H117ZM163 13H165V11H164V9H163V11H162ZM225 12V13H224ZM83 12H81V14H82ZM139 15H138V14ZM160 13V12H159ZM183 13V14H184ZM208 12H206V14H207ZM261 13V12H260ZM137 14V15H136ZM141 14L143 15H145V16H142L141 17ZM182 14V13H181ZM180 14V15H181ZM191 14V13H190ZM205 14V16L203 15V17H207L208 15H206ZM223 14V15H222ZM135 15V16H134ZM149 15H151V13L149 14ZM159 14H157L156 16H158ZM235 15V14H234ZM233 15V16H234ZM242 15V16H241ZM136 16H138V18H134V17H136ZM193 16V15H192ZM263 16V17H262ZM74 17V16H73ZM135 19V20H133V18ZM165 20H163L162 21V18ZM194 17H196L195 15H194ZM202 17V16H201ZM209 16H208V18H210ZM223 17H224V19H223ZM132 18V19H131ZM145 18V19H144ZM151 18H152V20H154V21H152L151 22ZM210 18V19H211ZM242 18V19H243ZM259 18L260 19H262V18H264V14H260V16H259ZM259 18H257L258 19V22H259V24H260V27H258V23H256L257 21L256 20H254L253 19V21H254V23H256V26L261 30L262 28V24L264 25V23H262V22H264V20H260ZM121 19V18H120ZM126 19V20H125ZM131 20L132 21V23L130 24V23H128L129 21L128 20ZM138 19V20H137ZM216 19V20H215ZM248 19H251V20H249L248 21ZM141 20V19H140ZM212 20V19H211ZM225 20V21H224ZM236 21V22H234V21ZM260 20V21H259ZM76 21H77V19H76ZM144 21H142V22H144ZM156 21V22H155ZM168 21H171L170 23L168 22ZM213 21V20H212ZM239 21V20H238ZM248 21V22H247ZM252 21V22H253ZM262 21V22H261ZM78 22V21H77ZM154 22V23H153ZM158 22V23H157ZM218 22H216V24L218 23ZM139 23V25H136V26H134L135 24H132L131 25V28H133V29H135V28H139V26H141L140 25V21L138 22ZM161 23H163L164 25L162 26V24ZM218 23V24H219ZM130 24V25H129ZM152 24V25H151ZM158 24V25H157ZM232 24V25H231ZM239 24H235L238 28H240V32L239 33H241V35L243 34V36L244 35H248L247 33H249V35H248V38L249 37H252V38H254L253 36L256 34V35H258L259 33L260 34H262L263 32H262V30L260 31L259 29H257L258 31L257 32H255L256 31V26L255 27H253V25L251 26V24H250V26H249V28H251V36H250V32H246L248 29L247 28H243L244 26H242V28L244 29H242L241 28V26L239 27ZM249 24H247V25H249ZM145 25V26H144ZM223 25V26H224ZM226 25V26H227ZM135 28H134V27ZM138 26V27H137ZM154 26V27H153ZM167 26V25H166ZM172 26V27H173ZM222 26V27H223ZM236 26H234L235 27V29H236ZM126 27V28H127ZM176 27H178V26H176ZM225 27V26H224ZM252 27H253V29H254V31H253V29H252ZM130 28V27H129ZM128 28V29H129ZM130 28V30H132ZM142 28L140 27L139 28V30L138 31H140L141 33H145V35H143V38H146L147 40H148V42H146L147 44L149 43L150 44V42H151V44H153L152 42H154L155 40H153V36L152 35H156V33L155 32H152V31H154V30H152V28L151 27H147L146 29H147V31H146V29H144L146 32H142V31H144V30H142ZM226 28H229L230 29V27L229 26H227ZM264 28V27H263ZM127 29V33L126 32H124L123 34H121L120 35V38L121 39H123L125 36H124V34H126L127 36H130L131 38H133L134 36V34L136 33L137 34V30H132V32L131 33H133V31L135 32V33H133L132 34V36L129 34V30ZM150 29H151V31H150ZM158 29V30H157ZM166 29H168V28H166ZM169 29H171V30H168V31H170V32H172V28H169ZM178 29H179V27H178ZM178 29H174L173 30V33L172 34H174V35H170L171 33L170 32H168V33H166L164 36H163V38L167 41H163V42H165V44L166 43H170V44H166L167 45V47H168V50H171L170 51V53L172 52V50H173V52L175 51V50H178V49H180L181 47L178 45V44H176V40L179 38V36L180 35H178L177 36V34H175L176 32L178 33V31L179 32H181L182 33V31H180V30H178ZM189 29H191V28H189ZM233 29V27H231V30ZM235 29H233L232 31H234ZM157 30V31H156ZM192 30V29H191ZM231 30H229L228 32H231ZM150 31V32H149ZM174 31H176L175 33H174ZM236 32H231L232 34H234L235 35V33L237 34L238 32V30H235ZM241 31H243V32H241ZM254 33H253V32ZM264 31V30H263ZM104 32H106V31H104ZM140 32H139V36H140ZM165 32V31H164ZM188 32H190V30H188ZM191 32H193V31H191ZM191 32H190V37L191 36H193V37H191V38H200V37H198L199 35H194L193 33V35H191ZM262 32V33H261ZM149 34V35H151L152 37H151V39H150V36H149V38H147V37H145L146 36V34ZM154 33V34H153ZM161 33V32H160ZM180 33V34H181ZM244 33H246V34H244ZM135 34V35H136ZM163 34V33H162ZM188 34V33H187ZM254 34V35H253ZM259 34V35H260ZM103 35L105 36V35H107L106 33H103ZM154 35V37H156ZM183 35L185 36L186 35V33L184 34L183 33ZM240 35V36H241ZM258 35V36H259ZM263 35V34H262ZM101 36V37H100ZM99 37H97V38H99V41L101 40V38L104 40V41H107L106 39H104V38H106V37H103L102 36V34L100 35ZM108 36V35H107ZM138 36V34H137V41H136V47L134 46V48L136 49L137 47H139V46H141V47H144L143 45H145L147 48H148V46H149V44L147 45L146 43H144L143 45L142 44H140L139 45V42L143 39L142 38V36H141V40H140V37ZM182 36V35H181ZM237 36H239V34H237ZM264 36V35H263ZM123 37V38H122ZM130 37H126V38H124L125 39V41H127V40H129V38ZM159 37H162V36H159ZM159 37H157L158 39H160V41H161V39L162 40H164L163 38H159ZM128 38V39H127ZM133 39V40H129V41H133V42H135V40L136 39ZM156 38V40L158 41V39ZM183 37H180L178 40H179V44L181 43L182 45L184 44V43H186L187 45H186V48L184 47V46H182V48H181V50H182V52H180L181 50H178L180 53H178V51L177 52H174L175 54L176 53H178L179 55L181 54V53H183V51L186 49V51L189 49V50H191V51H189L188 50V52H187V55L185 56V55H183V57H184V59L186 58V61L184 60V59H182V62H184V65H189V63L191 62V64L188 66V68L190 67V66H193V67H195V69L194 68H192V67H190L191 69H192V71L191 72H188V74H186L185 73V70L184 69H182L183 71H184V73H183V78L182 79H180L181 77H180V74L179 75H177V73H179V71L177 72V70H180V68H179V66H184L183 64L182 65H177L178 66V68L176 67V69L177 70H175V66H176V64H178V63H174L175 62V59L176 60H178L179 59V57H180V60H178L177 62H181V58H183V57H181V55L179 56V57H175V56H173L174 55V53L172 52L171 54H172V56L173 57H175V58H173L172 56H171V58L170 59H172V61L173 62H171V60H170V62L171 63H173L175 66H173V64H172V66H171V64H170V67H174L173 69L176 71H172V70H170V72H173V73H169V71L168 70H166V72L165 73H169V74H172L171 76H170V80L172 79V76L174 75V72L176 73L175 74V76H179V77H177L178 79H176V82L178 81V82H182V80L183 79H185V76L186 75H188V76H190L189 78H186V80H185V85L187 86H185L184 85V83L182 82V87L183 86H185V89L186 88H188L189 86H190V83H191V81H192V83H194V85H195V87L197 88H194V89H196V90H199L198 92L196 91V90H193V88H191V87H193V86H191L190 88L191 89H189V90H192V92L193 91H195V93L194 94H196L197 93V95L199 96L200 95V97L202 96V98L204 99V98H208V100H209V102H211V100H212V102H214L215 101V103H214V105H213V103L211 102V104H212V106H213V109H214V107H215V104H219V102L217 101L216 102V100H218V98L220 97V95H222V97H220V99H219V101H221V103H220V105L219 106H221L222 107V109L223 108H226V110H224V111H226L225 113H226V116L224 115V116H220L219 114L220 113H222V111L220 112V113H218L220 110H219V106L217 105V107H219V108H217L218 110H217V112L216 113H218V114H215V113H213V110H212V106H211V104H210V109L211 110H204L203 108H205V107H203V108H199V109H202L203 111H205V112H203V111H201L202 113H206V111H207V114L206 115H210V119L212 118H217V117H221V121H218L217 122V120H220V119H218L217 118V120H216V122L218 123V124H220L221 123V126L222 125H224V124H222L223 122H222V117L224 118V117H227V116H229V114H230V116H229V118L231 119V120H233V121H235V122H231V121H229L228 120V118H225V119H223V120H225V122H231V124H234L235 126H237L236 125V120L238 119V125H240L241 124V126H243L244 128H247V127H249V125H252V124H250V123H252V121H253V125H254V123H255V126L256 125H258L259 123L261 124V126L262 127H264V92L262 91L263 89H264V76H262V73L264 72H262V71H260V70H263V67H264V64H262L261 63V61H264V59H263V57L262 58H260V56H261V54L262 53H264V50L262 51L261 50V48L260 47H258V45H257V43L255 42V46L254 47H256V49H258V50H261V52L260 51H258V52H260L259 54H258V56L256 55V57L257 58H255L254 56H255V54H257V53H255L256 52V50H255V48L253 49L252 47H253V45L251 46L250 45V42H248V44L247 45H249V46H251L249 49L251 50V49H253V53H252V50L250 51L249 50V52H248V49H246V48H243V47H240L239 45H241L240 44V42H241V40H240V37H239V40L240 41H238V38L237 37H235V38H237L236 40H235V38H233L234 40H235V42L237 41V42H239V44L237 43H235V42H233L234 44H232V43H230V45L231 46H228V49H227V47H224V46H226V44H225V42L226 41H228V39H224V44H222V48H226V49H222L220 46H221V43H223V38H220V39H217V40H222L221 41V43H219L218 44V42H220V41H217L216 39H215V41H212V39H211V36L209 35V37H208V40L210 41H208L207 39H205V42H204V40H203V38L201 37V39L200 40H194V39H191V38H188L187 36H186V38L185 39H187L188 38V40H185L184 38L182 39ZM247 38V39H248ZM150 39V40H149ZM190 39V40H189ZM211 39V40H210ZM214 39V38H213ZM233 39H231V40H233ZM246 39V40H247ZM255 39L256 40H253V39H249V41L250 40H253L252 41V43H254V41H257V38L255 37ZM259 39V38H258ZM262 41H263V43H264V38L262 39V37L260 38ZM145 40V39H144ZM143 40V41H144ZM146 40V41H147ZM152 40V41H151ZM181 40V41H180ZM183 40V41H182ZM192 40V41H191ZM201 40H203V42L201 41ZM230 39H229V41H231ZM233 40V41H234ZM99 41H98V39L95 41V43L96 42H98V43H96V45L97 44H99ZM102 41V40H101ZM100 41V45L97 47V48H99V50L98 49H96V51H94V50H92V52L94 53L95 52V55H98L99 56V58H100V53H103V51H106L105 49H106V47L107 46H109V47H111V44L113 43L114 44V47H113V45H112V49L113 48H115V43L114 42H111L110 41V43H109V41L108 42H104V41H102L101 42ZM124 40H123V42L124 43H126ZM129 41H127V42H129ZM150 41V42H149ZM186 41H189L190 42V46L193 44H195L194 46H196L197 45V47H196V49L199 47V46H201V45H204V46H201L202 47V49H203V47H205L204 49H207V50H212V49H214L213 47H211V48H207L206 47V45H211V43H212V46L214 45L215 46V50H214V52L215 51H218V52H209V51H207V50H203V51H205V52H202V54L203 53H207V54H210V55H212L213 53V55H214V59L213 60H210L211 58H213L212 56H210L211 58H208L210 61H208L207 60V58H206V60L205 59H203L204 61H202V63H200L199 61H201V58L203 57V55L201 56V51H202V49H200L201 51L199 52V51H196V50H194V51H192L193 49L190 47H187L188 46V42H186ZM206 41L207 42H209L210 44H208V43H206ZM217 41V42H216ZM229 41H228V45H229ZM260 41V40H259ZM104 42V44L106 43V45H104V46H102V43ZM145 42V41H144ZM171 42H175L173 45H174V47H172L171 46ZM184 42V43H183ZM245 42V41H244ZM155 43H157V45L159 44V41L158 42H155ZM154 43V44H155ZM227 43V42H226ZM251 43V44H252ZM121 44H123V43H121ZM126 44H130V43H126ZM126 44H124L125 45V47H126ZM151 44H150V47H149V50H150V48H151ZM164 44V45H165ZM132 45H133V43H132ZM134 45H135V43H134ZM139 45V46H138ZM156 45V46H157ZM161 45V44H160ZM176 45H178V47H176ZM193 45H192V47H193ZM243 45H245V44H243ZM243 45H241V46H243ZM153 47H155V45H152ZM171 48H170V47ZM234 46V47H233ZM237 46H239L240 47V50H239V48L237 47ZM141 47H140V50H141ZM229 47H230V49L233 47V48H235V47H237L238 48V50L240 51V53L238 52V50L237 49H234V50H237V51H235L234 52V50H233V52H232V49H231V52H232V55H231V53L230 52H224V50L226 51V50H229ZM246 47V46H245ZM131 48V47H130ZM174 48V49H173ZM177 48V49H176ZM194 49H195V47H193ZM216 48L218 49V50H216ZM260 48V49H259ZM101 49V50H100ZM110 49V48H109ZM108 49V50H109ZM134 49V50H135ZM138 50H139V48H137ZM136 49V50H137ZM219 49H221V50H219ZM87 50V49H86ZM133 50V51H134ZM136 50L134 51L135 52V54H136ZM139 50V51H140ZM197 50H199V48L197 49ZM210 50V51H211ZM223 50V51H222ZM243 50H245V52L243 51ZM89 51H91L90 50V48H89ZM130 51H131V49H130ZM139 51H138V55L141 57V55L139 54ZM230 51V50H229ZM241 51H242V53H241ZM86 52V51H85ZM97 52V53H96ZM190 52V53H189ZM199 54H198V53ZM140 53H141V51H140ZM216 53H217V55H216ZM224 53H229L230 55H227V54H224ZM247 54V57L244 55V54ZM249 53L251 54L250 56H249ZM183 54H186V53H183ZM190 55V57L193 59L194 58V60H191V58H189V55ZM207 54H204V58H205V56H207ZM221 55V57H220V59H219V56ZM87 55V54H86ZM177 55V54H176ZM233 55H235V56H233ZM264 55V54H263ZM90 56V55H89ZM215 56H216V58H215ZM251 56H252V58H251ZM79 57V56H78ZM78 57H77V60H78ZM95 57V56H94ZM116 57V56H115ZM113 58V56H112V58L113 59H116V58ZM121 57V56H120ZM139 57V58H140ZM189 59H188V58ZM75 58V57H74ZM85 58H87L86 60L89 62V60L88 59H92V57L90 58V57H86L85 56ZM97 58V57H96ZM98 58V59H99ZM123 58V57H122ZM128 59H130L129 58V56L127 57ZM253 58H255L254 60H253ZM98 59H95V61L97 60V62L99 61V67L100 66H103L104 67V65H105V67L104 68H108L109 69V66L110 65H108V64H106V60H105V62H104V60H103V62H104V64L101 62V65H100V61H101V59L100 60H98ZM112 59V60H113ZM118 59V58H117ZM116 59V60H117ZM141 59V58H140ZM262 59V60H261ZM76 60V59H75ZM93 60V59H92ZM124 60V62L125 61H127V60H125V58L123 59ZM184 60V61H183ZM190 60V61H189ZM250 60V61H249ZM252 60H253V62H252ZM260 60V61H259ZM80 61V59L77 61V62H79ZM87 61L85 62V64H90V63H95V62H89V63H87ZM193 61V62H192ZM258 61V62H257ZM186 62H188V64L186 63ZM204 62V63H203ZM251 62L252 63H254V64H258V63H260L259 65H260V67L257 65V67H259V68H257V70H259V71H257L255 68H254V64H252L251 65ZM255 62H257V63H255ZM85 64H84V66H85ZM96 65H97V63H95ZM113 64V63H112ZM118 64V63H117ZM116 64V68H114V67H112L111 68V66H110V70L112 69V70H114V69H116V70H118L119 71V69L122 67H120V66H118ZM181 64V63H180ZM262 64V65H261ZM73 65H75V64H72V68L73 67H76L75 69L73 68V71L75 72V74H74V77L77 75V74H79L80 72L82 73V70L83 69H85L86 67H84L83 66V68H80L79 66L77 67L76 65L75 66H73ZM106 65H108V67H106ZM113 65H115V64H113ZM255 65V66H256ZM261 66H262V68H261ZM97 67H98V65H97ZM103 67H101L102 69H103ZM127 67V66H126ZM79 68L81 69V71L79 70ZM119 68V69H118ZM124 68V69H123ZM184 68H186L185 66H184ZM187 68V69H188ZM261 68V69H260ZM123 69V74H121V70ZM122 69H120V71H119V73L121 74V75H125L126 73H127V75H125V76H122V77H124V78H120V79H124V80H120L119 81V86H121V84H124V87H123V85L121 86V89H118L117 87L118 86H116V91L118 92L119 91V94H120V92H121V90H125L126 91V93H125V91H124V93L125 94H127V90L129 91V94L130 93H132V94H130V95H133V97L135 98V96H137L138 97V100H139V106H141V109L140 110H148L149 111V113H150V111H152V113L151 114H154L155 113V111L156 112H158V107H159V103H157V105H158V107L157 106H155L156 108H157V110L152 106L153 104H152V102H149L148 103V101H149V97H150V95L148 96V98H147V95H148V91H149V87L147 86V84H146V86H147V88H148V91L147 92H145L144 93V101L143 102H141V99H140V89H141V86H142V84L141 83H143L142 81L140 82L139 80H141V78L140 79H138L139 77H138V75L135 77V76H132L133 74L131 73V72H129L130 70L129 69H125V66L123 65V67H122ZM168 69V68H167ZM170 69V68H169ZM172 69V68H171ZM186 69V70H187ZM193 69H194V71H193ZM76 70H77V73H76ZM104 70V69H103ZM109 70V71H110ZM124 70H126V71H128V72H126V71H124ZM189 71H190V69H188ZM187 70V71H188ZM78 71H80L79 73H78ZM84 71V70H83ZM168 71V72H167ZM181 71V70H180ZM183 71H181V74H182V72ZM84 72H86V70L84 71ZM126 72V73H125ZM157 72V71H156ZM155 72V74L157 75V73L159 72H157L156 73ZM113 73H115V71H113ZM119 73H115V76L117 75V74H119ZM129 73H131L130 75L131 76H128L129 75ZM161 73H163V72H160V74L159 75H161V76H163ZM189 73H190V75H189ZM191 73H192V76H191ZM261 73V74H260ZM154 74V75H155ZM167 74H165L164 76H163V78L162 77H159V78H161V79H163V81H164V77L167 75ZM184 74H186V75H184ZM264 75V74H263ZM119 75H117L116 77L117 78H115L114 77V74L112 75V78L113 79H115V81H118L119 80V77H118ZM127 76H128V78H127ZM158 76V75H157ZM157 76H156V78H157ZM110 77H111V75H110ZM167 78L169 77L168 75L166 76ZM187 77V76H186ZM76 78H78V76H76L75 77V79ZM129 79V81H125V80H127V79ZM130 78H132L131 80H130ZM158 78V79H159ZM175 78V77H174ZM173 78V79H174ZM190 78H192V80L190 79ZM118 79V80H117ZM137 79V80H136ZM143 79V78H142ZM172 79V80H173ZM188 79V80H187ZM191 81H190V80ZM170 80H168L169 82H168V84L170 83ZM213 80L215 81L216 80V83H218V84H220V85H218L217 87H216V83L215 82H213ZM217 80H219L218 82H217ZM115 81H114V83H115ZM122 81V82H121ZM133 83H131V82ZM137 81H139V83H137ZM143 81H145V80H143ZM162 81V80H161ZM161 81H159L160 83H161ZM190 83H189V82ZM129 82V84L131 83L132 85L130 86L129 84L128 85H126V88H127V90H126V88H125V84L126 83H128ZM173 82V85L175 84L174 82H175V80H173L172 81ZM160 83H159V85H158V82H157V85H158V87H160ZM187 83H189V84H187ZM145 84H143L144 86H145ZM180 84H178L177 83V87H179L178 85H180ZM114 85H116V83L114 84ZM162 85L163 84H161V87H162ZM171 85V83L169 84V86H167L164 90H158V91H160L161 93H162V95H161V99H162V96H164V94H168L167 95V98H169L168 96H170V98H172L173 97V99H174V96L172 95V93H173V88L174 87H176L175 85H174V87H173V85L172 86H170ZM180 85V86H181ZM192 85V84H191ZM130 86V87H129ZM143 86V87H144ZM261 86H263V87H261ZM168 87H170V88H172V89H168ZM123 88V89H122ZM145 88V87H144ZM146 88V89H147ZM118 89V90H117ZM159 89H161V88H159ZM175 90L174 91H176L175 93H173V94H177L178 92V88H174ZM180 89H181V87H180ZM182 89H184V87L182 88ZM201 89V90H200ZM168 90H170L169 92L171 93H169L168 92ZM172 90V91H171ZM203 91V92H202ZM200 92V94H198ZM218 92H222L220 95L218 94ZM122 93H123V91H122ZM146 93H147V95H146ZM201 93H202V95H201ZM126 95V96H130V95ZM158 94H160V93H158ZM170 94V95H169ZM135 95V96H134ZM146 95V96H145ZM172 95V96H171ZM204 95V96H203ZM166 96V95H165ZM164 96V98H163V100H162V104H161V101H160V105L161 106H163V104L164 105H166L167 103H166V101H168V107L169 106H171V107H166L165 108V110L167 109V111L169 110L170 112H173L172 114H173V116H175L176 114H178V113H184L182 110H184V108L181 110V106L179 107V105H176V107H174L173 106V102H175V104H177L176 103V100L174 101L173 99H170L169 98V100H172V103H170V101L167 99V100H165L166 99V97ZM207 96V97H206ZM218 97V98H217ZM131 98V97H130ZM148 100H147V99ZM158 98H159V96H158ZM137 99V98H136ZM146 100H147V102H146ZM165 100V102H163ZM207 100V99H206ZM207 100V101H208ZM214 100V101H213ZM150 101H151V98H150ZM138 101H136V103H137ZM170 104H172V105H170ZM174 104V105H175ZM148 105H151L152 107H151V109H149L150 107H148ZM174 108H173V107ZM70 107H72V106H70ZM165 107V106H164ZM180 108V110L179 111H181V112H179L178 111V109ZM199 107V106H198ZM74 110H75V108L74 107H72ZM163 108V107H162ZM172 108H173V111H171L172 110ZM208 108V109H209ZM229 109V111H228V109ZM69 109H71V108H69ZM174 109H176L177 111H178V113H175V112H177L176 110H174ZM206 109V108H205ZM230 109H231V112H232V114L234 115L233 117H232V114H231V112H230ZM155 110V111H154ZM215 110V109H214ZM168 111V112H169ZM212 112L211 114H210V112ZM169 112V113H170ZM215 112V111H214ZM168 113V115H170ZM175 113V114H174ZM224 112L222 113V115L223 114H225ZM228 113V114H227ZM172 114H171V116H172ZM181 114V115H182ZM116 115V114H115ZM180 115V114H179ZM178 115V116H179ZM180 115V116H181ZM205 115V114H204ZM205 115V116H206ZM212 115V116H211ZM214 115V116H213ZM219 115V116H218ZM184 115H182V117H183ZM208 116H207V119H208ZM217 116V117H216ZM235 117V119H233ZM116 117H114V119H115ZM183 118H185V117H183ZM251 118H254V119H252V121H251ZM255 118H257V120H255ZM179 119H180V121H182V123H185V121H186V119H182V118H180L179 117ZM182 119V120H181ZM200 119V118H199ZM211 119V120H212ZM116 120V119H115ZM176 120H177V118H176ZM228 120V121H227ZM250 122H249V121ZM184 121V122H183ZM202 122L201 123H203V125L205 124V122H206V124H207V122H209V121H205L204 122V120H201ZM249 122V123H248ZM257 122H259L258 124H257ZM228 123V124H229ZM205 124V125H206ZM209 124V126H210V124H211V122H209L208 123ZM231 124H229V125H227V126H230V129H232V127H233V125H231ZM204 125V126H205ZM226 125H224V126H222V127H226ZM248 125V126H247ZM1 126H2V128H5V130H6V134L8 135V136H10V138H14L15 140H17V138H19V141H24L25 143H27L28 145H29V147L30 148H33V149H36L37 150V148L36 147H38L36 144L34 145L33 144V142H35L36 141V143L38 142V143H40V144H43V146L45 145V146H47L48 144H49V142H48V139H47V137L45 136L44 137V133L42 134V132L41 133H37L36 131H34V127L36 126V124H35V122L34 121H32L29 125L28 124H26L25 122H23V121H18V122H12V123H10V122H8V121H5L4 122V124L2 125L1 124ZM208 126V127H209ZM46 127V126H45ZM44 126H43V131L45 132L47 129L45 128ZM256 127H259V125L258 126H256ZM262 127H259L258 129H261L262 130V132H261V130H259L262 134H258V130H254L255 132V136H256V134H257V136L258 135H262L261 137L260 136H258V142H262V141H264V135H263V131H264V129L262 128ZM233 128H235V127H233ZM176 132V131H175ZM173 133H174V131H173ZM252 133H253V131H252ZM254 135V134H253ZM255 136H253L254 138H252V139H255L256 140V138L257 137H255ZM263 137V138H262ZM259 138H261V139H259ZM186 139V138H185ZM161 140V138L159 139V141ZM260 140V141H259ZM163 141V140H162ZM188 141H190V140H188ZM187 141V142H188ZM161 142V141H160ZM255 142V141H254ZM253 141H252V143H254ZM258 142H255L256 144L258 143ZM250 144L249 146H251V145H253V144ZM263 144H264V142H262ZM261 143V144H262ZM260 144V145H261ZM260 145H253L252 147L254 148L253 150H255L253 153H251V151H250V153L251 154H246V151H248V153H249V149H250V147L248 146L247 148H246V150H244V148L243 147H241V145H240V147H241V149H242V151L244 150V152L245 153H243L242 151H240L241 149H240V147H237V149H238V151L239 152H237V154H236V156H237V158L238 159H240V160H235L236 161V165H235V167H236V169H238V170H236V171H232V172H229L230 170H229V168H228V170H227V168H226V170L229 172H227V174H224L225 172H226V170H224L223 171V169H224V167L225 166H227L226 165V163H225V166H222L223 164V161L221 162L220 160H218V158L216 157V159L215 160H213L214 158H213V155L214 154H216L215 152H213L212 154L209 152V154L208 155H212V157L210 158V156L208 157V156H203V159H204V157H205V160L203 161V159H202V157L199 159V161L200 162H192V161H195V160H197L198 159V157H196V155H193V158L195 159H192V158H190V159H188V158H186L187 157V154L186 153H184L183 155L184 156H186V157H184L183 156V162H182V164H184L187 160H190L189 162L191 163V164H193V163H197V165L196 164H193V166L191 165V167H194V165H196L197 167L199 166L198 164H200V165H202L203 164V162H205V164H207V172L205 171V167H206V165L204 164L203 166H204V170H203V174L204 175H206V174H208L209 173V170H210V168L211 167H213L211 170H213V169H215V170H217L218 172L215 174V170L214 171H211L210 170V175H211V172L213 173L212 175H211V177L209 176V174L207 175V177H209V178H207L206 176L205 177H203L202 179L200 178L201 176L200 175H203L201 172H199V170H195V169H197V167L195 166V168H191L190 167V163L189 164H187V162L185 163V165L187 164V166L189 167V169H188V167H186V169L187 170H189V171H187L186 170V172L184 171V173L183 174H189L190 175V178H192V176H194V178H192V184L190 183L189 184V182H187V178H186V182L185 183H183L184 185L186 184V183H188L186 186L188 187V185H189V188L188 189H185V187H184V189L185 190H181L180 191V187H182L183 185H182V183H180L179 182V178L177 179L178 180V183H175V182H177V180L175 179V174L172 172V170L171 169H169L171 172V175H167L166 173V171L168 170V168H166V166H169V168H171L170 167V163L171 162H165V160H162L161 159V156H160V154H159V157H160V159L163 161L162 162V164H161V160L159 159L158 160V168H159V166H160V168H159V171L158 172H160L161 171V169H162V166L161 165H163V167H165L166 168V170H165V168H163L162 170H164L166 173H164V171H161L159 174L161 175V176H163V175H166V176H163V178L161 177V176H156L155 174L153 175V176H156V177H158V179H156V177H153L154 179H155V182H154V180H153V178L151 177V179H148L147 177V179H146V181H150V180H152L149 184H147L148 182H146L145 181V184L146 185H144V184H142V182H140L142 179L141 178H143L144 179V177H139V176H137V178H140L141 180H137V181H139L138 183H140V185H137V184H135V185H137L138 187H140L139 189H137L136 191H135V194H134V191H131V190H129L130 191V193H129V191H128V187H130L131 188V186H128L127 187V189H124L125 190V192H124V194H123V192H121L122 190H123V188L124 187H126V185L124 184V183H121V182H123V181H121L120 180V177L117 179V181H116V183L117 184H119L118 186H120V184H121V187H119V189H118V187H115V191H114V189L112 190V192H118V193H115L116 195L117 194H120V196L119 197H124V196H121V195H125V193H129V194H131V196L130 195H128V196H130V197H128V199H127V201L125 200L126 198L124 197L123 199H124V201H122L121 199H119L118 200V198H117V196H115L112 192H111V194L110 193H108L109 194V196H111V198L112 197H114L113 199L114 200H112L111 199V201H113L114 202V204L116 205H114L115 207H117V209H119L118 211H117V209L114 207V206H112V204H113V202H110V200H108V197H107V195L108 194H106V195H103L104 197H106V198H104L103 197V199L101 200V201H103L102 203H104V201L105 200H108L109 201V203L107 202V204H106V202L104 203L105 205V207L106 208H108V212H106V214L104 215V217H103V219L105 220L106 219V221L108 220V222H110L111 223V225L113 226V227H115L117 230H118V232H120V231H125V234L129 231L130 233H131V231H134V233L139 237V235H140V233H141V235H140V238L143 236V235H145V237H144V239L145 238H147V239H145L146 241H148V239H150L151 241H153V242H150V240L148 241V242H144L145 243V245L143 246L144 247V250H146L147 252H149V255H148V259H149V264H151V262H152V264H155V262L153 261V255L152 254H156V253H158V251L159 250H162V248L161 247H164V250H166L165 248H166V246H167V248L168 247H170V245L172 244L173 245V243L174 242H172L173 240L172 239H169V238H167V239H169L168 241L170 242L169 244H167L166 245V243L165 242H159V240H158V233L156 234L155 233V235L156 236H154L153 234H154V232H153V234L151 235V237L153 238H151V237H149L150 236V234L152 233L150 230H151V227H150V225H151V220H156L157 218H156V213L158 214V216L157 217H159L161 220H162V222L164 223V227H165V224L167 225L166 227H165V229H166V231H167V228L169 227H171L172 229V231L174 232V233H176V235H177V237L179 238H176L177 239V241L178 242H180V241H182V243L181 244H183L184 245V241L182 240L183 239V236L185 235V234H188V233H192L193 231H196V232H193V234H198V240H202L203 241V245L208 249V247H214L217 243H220V241H222L221 239H220V236H219V234H216V231L214 230V229H212L211 228V230H209V231H204V230H201V229H204L206 226L205 225H202L195 217H193L194 216V214L192 215V214H190L187 210H186V204H185V200H186V198L188 197L189 198V200H191L190 201V209H193V211H196L197 210V208L198 209H202L203 211L205 210V211H207V206H213L216 210H218L219 211V209L217 208V206H221V207H227V209H225V210H222V211H227L228 210V212H226V213H229V212H231V210L233 209H231V207L233 206L235 209H236V211L237 210H239L238 212L239 213H243V214H245L246 212L245 211H252V212H255V210H256V212L255 213H260L261 212V209H263L264 210V207L263 208H259V206H258V204L260 205V204H262V205H264V198H261L260 196H259V194L258 193H255V192H252L251 191V189H249L246 185H247V182L251 179V180H253V181H259L260 180V178L262 177V176H264V151H261V148H260ZM164 146V145H163ZM239 146V145H238ZM242 146H243V144H242ZM254 146H256V148L254 147ZM259 146V147H258ZM252 147H251V149H252ZM258 147V148H257ZM40 149V148H39ZM38 149V150H39ZM209 149V148H208ZM212 151V150H211ZM243 153V155L241 156V153ZM186 154V155H185ZM246 154V155H245ZM240 155V156H239ZM215 156H217V154L216 155H214V157ZM196 157V158H195ZM218 157H220V156H218ZM186 158V159H185ZM211 160H213V161H216L215 163L212 161H209V159ZM206 159H208V162L206 163ZM173 161V159L172 158H170L169 159V161ZM185 160V161H184ZM47 162H48V160H46ZM166 161H168L167 159H166ZM175 161H177L176 159H174V162ZM219 161V162H218ZM238 161V162H237ZM160 162V163H159ZM178 162V161H177ZM220 162H221V164H220ZM49 163V162H48ZM167 163V164H166ZM179 163V162H178ZM208 163H210V167H208ZM212 163V164H211ZM218 163H219V166L221 165L222 166V168H221V166L219 167L218 166ZM166 164V165H165ZM232 165H233V161H232V163H231V167L230 168H232ZM5 166H9V160L5 157H3L1 154H0V168L2 169V170H4L5 171ZM190 168L192 169V170H190ZM209 168V169H208ZM221 169H222V171H221ZM168 170V171H169ZM136 171V170H135ZM134 171V172H135ZM190 171L192 172V171H196V173H200V174H196L195 172H193V173H191L190 174ZM136 173V172H135ZM161 173H164V174H161ZM169 173V172H168ZM159 174H157V175H159ZM193 174V175H192ZM197 175V177H195L196 175ZM215 174V175H214ZM223 174V175H222ZM173 175V177H174V179H173V181H172V179H171V176ZM192 175V176H191ZM215 177H214V176ZM229 175H232L231 177H229V178H227ZM168 176L170 177L169 179H168ZM183 176H185V175H183ZM183 176H182V178L181 179H184L183 178ZM188 176V175H187ZM200 176V177H199ZM213 176V177H212ZM227 176V177H226ZM149 177V178H150ZM221 177H224V178H226L225 180H222L221 179ZM159 178H161V179H159ZM189 178V179H190ZM119 180V181H118ZM145 180V179H144ZM144 180H143V183H144ZM171 180V181H170ZM174 180H176L175 182H174ZM23 181V180H22ZM121 181V182H120ZM166 181H169V183L171 182V184H167V182ZM24 182V181H23ZM166 182V183H165ZM172 182H174L175 184H172ZM1 185H0V192L1 191H3L2 193H6L5 191H4V187H1V186H5V184L6 183H4V182H2V183H0ZM27 184V183H26ZM117 184H116V186H117ZM141 184H142V188H141ZM124 187H123V186ZM14 186H16V185H14ZM23 186H25V182H24V184H23ZM133 186V185H132ZM28 186H25V188H27ZM136 187V186H135ZM17 188V187H16ZM120 188H121V190H120ZM134 188V187H133ZM132 188V189H133ZM137 188V187H136ZM225 188H229L228 190H229V193H231V190L232 191H234L235 193V195L233 194V192L231 193V194H233V197L235 198V196H236V199H238V201L240 202V200H239V198L241 197V200L242 199H244L245 197V195L243 194L244 192H249V194L250 195H248V197L250 196H252L251 194H255L256 196H257V198H255V199H257V200H251L252 202H253V206L252 205H249V204H251L252 202L250 201H248L247 202V199H249V198H245L244 199V203H246V204H244V203H242V201H241V203H239V205L240 204H244V205H248L247 206V209H249V208H251V206L252 207H254L255 205H256V203H254V201L256 202V201H259L258 203H257V206H258V208H253L254 209V211H253V209L251 208V210H246V206H244V205H241V207H239L238 206V204H236V206H238V207H235L234 205H231L232 203H233V201L231 202V200H233L232 199V197H231V199H227V198H225V192H227L228 193V190H226L225 192L223 191ZM116 189L118 190V191H116ZM181 189H183V188H181ZM7 190V189H6ZM17 190V189H16ZM127 190V191H126ZM133 190H135V189H133ZM186 191H188V192H186ZM8 192V191H7ZM120 192V193H119ZM226 193V194H227ZM114 196H113V195ZM134 194V195H133ZM230 194V195H231ZM127 195V194H126ZM125 195V196H126ZM134 196V198H136V199H133V196ZM228 195V194H227ZM230 195H228V196H230ZM255 195H254V197H255ZM240 196V197H239ZM127 197V196H126ZM131 197H132V199H131ZM190 197L192 198V199H190ZM238 197V198H237ZM242 197H244V198H242ZM229 198V197H228ZM252 198V197H251ZM110 199V198H109ZM130 199L132 200V201H130ZM235 199V201H237ZM254 199V198H253ZM129 200V201H128ZM230 202H229V201ZM127 203H126V202ZM223 201V202H222ZM101 203V202H100ZM235 203V202H234ZM233 203V204H234ZM110 204V205H109ZM124 204H129L128 206L127 205H125V206H127V207H125V206H123ZM131 204H133V208L134 209H131V207H132V205ZM103 205V204H102ZM102 205H100L101 207H102ZM134 205H138L139 207H140V209L139 208H137L136 206V208L137 209H139V210H137V211H134L135 210V207H134ZM262 205L260 206V207H262ZM109 206V207H108ZM121 206V207H120ZM231 206V207H230ZM245 207V210L243 211V207ZM105 207H103V208H105ZM112 207H114L113 209H111ZM120 207V208H119ZM124 207V208H123ZM228 207L230 208V211H229V209H228ZM147 208H150L149 210L147 209ZM237 208H241L242 210H240V209H237ZM115 209V210H114ZM144 209L146 210L147 209V213H146V211H144ZM258 209V210H257ZM153 210H155V214L153 213ZM220 210V211H221ZM234 210V209H233ZM232 210V211H233ZM112 211V212H111ZM116 211V212H115ZM139 211V212H138ZM148 211H149V213H148ZM217 211V212H218ZM221 211V212H222ZM236 211L234 210L233 211V215H235V213H236ZM243 211V212H242ZM258 211V212H257ZM260 211V212H259ZM217 212H215V213H213V214H216V216H217ZM112 213V214H111ZM207 213V212H206ZM239 213H237V215L239 214ZM247 213H251V212H247ZM246 213V215L244 216V215H240V216H242V217H240L239 215V217L238 216H236V218L238 217V220H243L244 219V221H242V222H244V223H238L237 224V222H240V221H238L237 220V222H236V220L234 219L233 221H235V224H234V222H233V225H239L240 224V226H241V229L239 230V226H237V228H236V231H238L237 233H236V235L239 233V231L240 232H242V231H245L246 232V236H245V238L246 237H248L249 236V233L250 232H248V230L247 229H245L244 230V228H243V230H242V227H243V225L245 226V228H246V226H247V223H246V225H245V220H246V218H244V217H246L248 214ZM108 214V215H107ZM154 214V215H153ZM221 214H224L223 212L222 213H220V215ZM231 214V213H230ZM232 214L231 215H229V214H227V216L229 215L231 218H232ZM218 215H219V213H218ZM218 216V217H216L215 215H214V218H217L218 220L219 219H221V218H223L224 216L226 217V219L229 217H227L225 214H224V216L223 215H221V216H223V217H221V216ZM259 215H261V214H259ZM259 215H258V217H259ZM107 216H109L108 218H107ZM197 216V215H196ZM244 216V217H243ZM106 217V218H105ZM212 217H213V215H212ZM221 217V218H220ZM229 217V218H230ZM233 217H235V216H233ZM263 216H261L260 217V219H261V221H260V224H261V226H263V228H262V230H264V219L262 218ZM110 218H111V220H110ZM231 218H230V220H231ZM240 218V219H239ZM242 218V219H241ZM37 219H39V218H37ZM36 219V220H37ZM43 219H45V218H40L39 219V221L41 222L40 224L41 225H39V223H38V225L40 226H38L37 227V224L36 225H34V227L32 226L33 224H34V221L31 223V224H28L29 226H31V227H33V228H35V230H37V229H39L40 231H41V233H45L46 231L48 232V233H53L56 229H57V227L58 226H56V229H53V227L55 226V225H59L61 222H65L64 221V219H62V221L60 220L59 222L57 221L56 223H59V224H56V223H54L53 221H52V223H51V221H47L46 219L45 220H43ZM88 218H86V220H87ZM3 220H4V218H3ZM3 220H1L2 221V223H3ZM35 220V221H36ZM43 220V221H42ZM161 220H160V223L162 224V222H161ZM229 220V219H228ZM230 220H229V222H230ZM84 221V220H83ZM6 221H4V223H3V226H5V224L7 225V227L9 226V224H10V226L11 227H9V228H16V231H15V229L13 230L14 231V233L11 231V234H9V233H7V231H4L5 232V234H4V232H3V234H2V229L0 230L1 231V236H2V238H1V236H0V249H3V247L5 246V244H6V242L8 241V239H10V238H12V237H16V236H26V235H24L25 234V232H26V234L27 233H32L31 231H33L34 229H32V228H30L27 224V229H28V227H29V231H27V229H25V227H26V225H22V226H19V225H16V227H15V224L14 225H12L11 224V222H9L8 220H7V222L5 223ZM9 222V223H8ZM31 222V221H30ZM30 222H28V223H30ZM38 222V221H37ZM37 222H35V223H37ZM42 223H44V224H42ZM223 223H225V222H223ZM230 223H232V222H230ZM45 224H47V225H45ZM53 224H55L54 226H53ZM87 224V223H86ZM108 224V223H107ZM227 223H225V225H226ZM52 225V226H51ZM63 226V228L61 227V226ZM59 226L60 227H58V228H60V229H57L58 230V232H57V234H58V236H60V234L61 233H64L63 235L64 236H70L68 239H69V241L70 240H72V238H71V236H72V228L70 227V226H67V224L65 225V224H63V223H61ZM65 225V226H64ZM88 225V224H87ZM110 225V226H111ZM210 225V224H209ZM222 225H224V224H222ZM228 225H230V224H227V226ZM14 226V227H13ZM18 226V227H17ZM24 226V229L22 228ZM45 226V227H44ZM109 226V227H110ZM211 226V225H210ZM227 226H226V228H227ZM36 227H37V229H36ZM45 228V230H44V228ZM46 227H48V228H46ZM52 227V228H51ZM64 227H65V229H64ZM67 227V228H66ZM225 227V226H224ZM17 228H19V230L17 229ZM21 228V229H20ZM55 228V227H54ZM62 228V229H61ZM225 228V229H226ZM10 229V230H11ZM41 229H43V230H41ZM47 229V230H46ZM69 229H70V231H69ZM85 229H88L87 228V226L85 227ZM248 229H249V227H248ZM22 231V230H24V231H22V233H24V234H18V233H16L17 231ZM39 230H37V231H34V232H36V233H38V232H40ZM51 230V231H50ZM54 230V231H53ZM56 230V231H57ZM68 230V231H67ZM89 230V229H88ZM88 230H86V231H88ZM117 230H115V231H117ZM120 230V231H119ZM164 229H162V230H160L159 232H160V235H162L163 236V239L165 238L164 236H168V234H166L165 232L166 231H163ZM171 230H168L169 232H167V233H169V235L170 236H174V234L172 235V231ZM227 230V229H226ZM226 230H223V231H226ZM247 230V231H246ZM63 231H65V232H67V234L65 235V232H63ZM136 231V232H135ZM153 231V230H152ZM235 231V232H236ZM250 231V230H249ZM34 232H33V234H34ZM71 232V233H70ZM149 232H150V234H149ZM234 232V233H235ZM12 233H13V235H12ZM51 233V235L52 236H54V241L55 242H57V240H58V238L59 239H61V237H63V235H61L60 237H58L57 235H56V232H54L53 234ZM74 237H76L78 240H81L82 239V237L80 236V235H78L77 234V232L74 230ZM76 233V234H75ZM122 232H120V235L119 236H123V233L121 234ZM130 233H127L128 235L130 234ZM133 232H132V236H133V234H134ZM138 233H139V235H138ZM146 233H148V234H146ZM248 233V234H247ZM6 234H9V236H7ZM14 234H18V235H14ZM117 234H119V233H117ZM124 234V236H123V238L127 235H125ZM143 234V235H142ZM166 234V235H165ZM193 234H191V235H193ZM12 235V236H11ZM29 235V234H28ZM76 235V236H75ZM127 235V236H128ZM148 235V237H146ZM158 235V236H157ZM175 235V236H176ZM239 235V234H238ZM243 235H245V233L243 234ZM242 235V233H240V236H242L243 238H241L242 239V241H244L243 239H245L244 238V236ZM248 235V236H247ZM251 235V234H250ZM5 236V237H4ZM56 236V237H55ZM126 236V237H127ZM132 236H130V238H132ZM135 236V235H134ZM134 236H133V239H134ZM137 236H135L136 238H137ZM170 236H168V237H170ZM216 236H218V237H216ZM232 236V235H231ZM253 236V235H252ZM4 237V238H3ZM8 238V239H6V240H3V239H5V238ZM129 237V236H128ZM127 237V238H128ZM142 237V238H143ZM154 237H157V239H156V241H157V243L156 244H158V242H159V244L158 245H156L155 246V244H153L154 245V247H158L159 245H161L162 243H163V245H165V246H163V245H161L159 248H161V249H159L158 250V248H155L154 250H153V252H155V253H150V247L152 246V245H150V244H152V243H155L156 241H155V239H154ZM193 237V236H192ZM197 238V236H194V238ZM230 237V236H229ZM234 237L236 238V239H238V238H240L239 236H238V238H237V236H235V234H234ZM250 237V236H249ZM248 237V238H249ZM79 238H81V239H79ZM171 238V237H170ZM194 238H192V239H194ZM220 239V240H218V239ZM252 238V237H251ZM143 239V240H144ZM204 239V240H203ZM247 239V238H246ZM3 240V241H2ZM165 240V239H164ZM170 240H172V241H170ZM197 241V242H199L200 243V246L202 245V241ZM239 240V239H238ZM249 240H250V242H252L251 240L252 239H250L249 238ZM249 240H246L243 244H242V241L241 240H239V241H236L235 242V245H238L239 244V246H235L234 244H226L227 245V247L228 248H232L233 247V245H234V248L235 247H241V249L243 250V251H250V248H249V244H250V242H248ZM4 241H6V242H4ZM66 240H64V242H65ZM69 241H68V243H69ZM175 241V240H174ZM195 241V240H194ZM205 241V242H204ZM240 241H241V243H240ZM4 242V243H3ZM238 242V243H237ZM205 243V244H204ZM222 243V242H221ZM246 243H248V244H246ZM175 244L176 245H178V243H174V246H175ZM243 245V247H242V245ZM1 245L3 246L2 248H1ZM57 245V244H56ZM65 245H67V246H69L70 244H66L65 243ZM171 245V246H172ZM201 246V247H204V246ZM224 244H222V245H220L219 244V250L217 251V253H215L214 252V250H212V248H209L208 250H209V253L207 254V250H206V256L208 257V259L211 261V262H213V259H215V261L216 262H222L223 260L225 261V262H228V258H232V259H234V257H235V259H234V261H232L233 262V264H235V263H237L238 264V262L240 261V260H238L237 261V259H236V257H238V253H239V255L240 256H242L243 258L244 257H247V259H245V260H248V261H250V264H264V262L262 263V261H261V258L260 257H258V255H260V253H259V251H257V249L256 250H254L253 249V247H252V249L254 250V251H252V252H257V254H254V253H250V256L248 257V256H244L242 253H240V251L237 253L236 251H232V253H231V251L229 252L228 250V248H226V246L224 245ZM230 247H229V246ZM145 246L146 247H148L147 249L145 248ZM174 246H172V247H170V248H175ZM222 246H223V248H222ZM244 246L246 247V248H248V249H244ZM153 247V248H154ZM205 247L203 248L204 249V251H205ZM56 248H57V246H56ZM170 248H169V250H170ZM176 248H179V247H176ZM58 249V251H59V248H57ZM69 249V248H68ZM157 249V250H156ZM203 249H202V252H204L203 251ZM210 249L212 250V251H210ZM224 249H227V251L226 250H224ZM240 249V248H239ZM61 250V249H60ZM65 250V249H64ZM63 250V252H64V255L62 254L63 252H61V251H59L58 253H60L59 254V256L60 257H63L62 259L65 261L66 259H67V261H71L72 262V260H70V259H72L69 255H70V252L68 253L66 250L64 251ZM140 250V249H139ZM141 250H143V248L141 249ZM140 250V251H141ZM143 250V253L144 252H146V251H144ZM149 250V251H148ZM163 250V251H164ZM168 250V251H169ZM162 251V252H163ZM55 252V251H54ZM215 253L214 255L216 256V257H214L213 259H212V254L213 253ZM237 253L236 254V256L234 255V253ZM251 252V251H250ZM66 253V254H65ZM205 253H203L204 255H205ZM259 253V254H258ZM57 254V253H56ZM145 254V253H144ZM229 254L230 255H232V256H229ZM65 255H66V257H70V259L69 258H65ZM211 255V256H210ZM257 255V256H256ZM223 256H225V257H223ZM2 256H0V259H2L1 258ZM151 257V258H150ZM220 257H222V258H220ZM88 258V257H87ZM147 258V257H146ZM216 258H217V260H216ZM220 258V259H219ZM224 258V259H223ZM225 258H227V259H225ZM69 259V260H68ZM89 259V261H92L93 260V258L92 259H90V258H88ZM218 259H219V261H218ZM95 260V259H94ZM237 261V262H236ZM247 261V262H248ZM83 262V261H82ZM81 262V264H85V263H82ZM85 262V261H84ZM93 262V261H92ZM94 262H96V260L94 261ZM147 262H148V260H147ZM154 262V263H153ZM229 264H230V262H228ZM240 264H241V262H239ZM72 264V263H71ZM87 264H88V262H87ZM91 264H93V263H91ZM100 264V263H99ZM148 264V263H147ZM212 264V263H211ZM219 264V263H218ZM220 264H223V262L222 263H220Z\"/></svg>",
	"mask_w": 264,
	"mask_h": 264
},
{
	"label": "snow or ice",
	"instance_id": "3",
	"mask_svg": "<svg viewBox=\"0 0 264 264\" xmlns=\"http://www.w3.org/2000/svg\"><path fill=\"white\" fill-rule=\"evenodd\" d=\"M79 7V6H78ZM92 11L88 12L85 8V11L82 14L77 15V20L88 29V39L83 41V47L85 49L88 46H91L93 50H96V39L98 36H100L105 29V23H106V17L110 15V13L107 11L108 8L113 7H120V8H126L127 6L121 5V6H112V5H103L101 4L98 8L96 4H93ZM164 7H173V6H164ZM193 7V6H189ZM120 12H117V22L114 25V31L116 33H119L121 31V28L123 26V22L120 20ZM159 15H164L163 12H160ZM71 19V18H69ZM75 23V21H73ZM66 31H71V29H66ZM107 31H113V29H107ZM144 33H141V36H143ZM108 41H112V36L109 35L106 37ZM145 42L141 40V44L143 45ZM52 48L60 53V59H65L64 53L67 52L68 56L72 57L74 56V53L72 51L73 48L79 49L81 47L80 41H76L75 43L71 39H66L65 37H60L55 41L50 42ZM131 44L128 47H125L123 44H116L114 50H107L103 53H100L101 59L106 60L108 64L112 67H115V65L112 64V56L115 55L116 57L123 56L125 60L128 57L129 50H130ZM141 64L140 67L143 70L144 68H151L153 66V57L150 53L149 49L147 47H142L141 49ZM262 64H264V61H261ZM178 75V73H177ZM139 83V81H137ZM167 77L163 81V86L161 87V90H164L167 87ZM117 86H119V81H116ZM107 85V82H106ZM108 88L111 89L109 92H105V96L108 98V106L109 108L114 111L117 115L121 112H127V106L120 107L116 101L119 99V93L112 88L111 85H107ZM148 89L141 86L140 89V99L141 102L144 101V93L147 92ZM93 104L96 103V101L92 102ZM101 105L104 104V101L99 102ZM93 111L95 109L93 108ZM110 115L107 111L103 112L102 119L97 120L96 125L92 126L94 130L90 133L91 135L95 136L97 133H103V128L99 127L100 124H102L104 119H110ZM84 119L89 120V123L91 125V118L88 117L87 111L85 112ZM68 127H71V125H67ZM68 137H65L60 142V146L63 147L64 141L68 140ZM81 140L83 141L84 138L82 137ZM133 141L135 145H141L145 148H148V146L152 143L151 140L147 139V137L141 133H137L133 137ZM17 142H19V138H17ZM71 142V141H69ZM164 142H160V156L162 160L170 159L171 158V151L167 150L164 146ZM261 151H264V144L260 145ZM117 149H119V144L117 145ZM101 149H92L89 148L88 151L79 153L78 155L71 156V162L68 163V170L71 172H74L75 175L78 177V184H83L85 186H89L90 182L95 178L96 175V168L93 164V161L95 159V153ZM128 151L131 150V148H127ZM211 147H209L208 151L211 152ZM68 152V149H65V153ZM66 159L67 157H61L60 153L57 151H53L49 154L50 160H56V159ZM155 160V157H153ZM85 165H88L91 168L92 175L88 176L87 172L85 171ZM236 161H233V171H236L235 167ZM46 166V165H44ZM66 174L64 173L63 169H61V175ZM29 175L27 174L26 170H21L19 172H16L13 169H5L4 174H0V181L4 183H11L16 185L18 188L21 186V181L23 180L25 182V186L27 180L29 179ZM87 178V179H86ZM52 177L49 175L48 177H44L43 173H41V182H51ZM249 189H251L252 192L258 193L261 198H264V176L260 178V180L253 181L249 180L246 185ZM245 196L249 195V192L243 193ZM70 196L71 194L68 193ZM223 202V201H222ZM264 207V205H262ZM147 213V210H145ZM216 211V209L213 206H207V213L202 214L200 216L195 217L202 225H205L206 227L204 231L211 230V226L208 224V221L210 220L211 215ZM262 216H264V211L260 213ZM99 224L103 225L107 222H98ZM184 246L187 250L188 258L184 262V264H201V261L196 259L197 255H200L199 249L197 248V242L192 239L191 233L185 234L183 236ZM56 243L54 242L51 233H34L29 234L27 236H16L10 238L3 249H0V256L3 258L0 259V264H55L54 261H46L44 259H41L47 252L50 251H57ZM207 248H205V251ZM62 264H71V262L65 260L62 262ZM93 264H99V262H93ZM212 264H218V262L213 261Z\"/></svg>",
	"mask_w": 264,
	"mask_h": 264
}]
</instances>
